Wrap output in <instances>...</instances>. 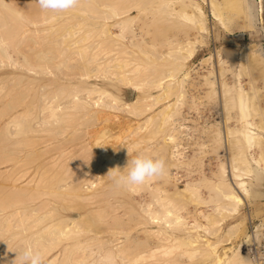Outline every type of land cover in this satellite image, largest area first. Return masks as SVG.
Masks as SVG:
<instances>
[{
    "label": "bare ground",
    "instance_id": "bare-ground-1",
    "mask_svg": "<svg viewBox=\"0 0 264 264\" xmlns=\"http://www.w3.org/2000/svg\"><path fill=\"white\" fill-rule=\"evenodd\" d=\"M1 2H0V4H2V5H4L5 7H7L8 9H10V10H12V11H14L15 13H17V15L21 18V20L17 23V25L15 26V25H10V24H7V22L6 21H4V19H3V15H0V28L2 27V28H4V30H3V34L1 33V31H0V55L2 54V55H4L5 57H8V58H11L12 57V55L9 53V48H10V46H11V44H12V46L11 47H14V45H15V52L17 51V53H21L23 56H22V58H23V60L26 62V64L28 65V67H26V70H27V72L30 70V71H32V73L34 72V71H36L37 72V70H34L33 68H34V63L33 62H31L29 59L32 57V55H31V57L30 58H28L27 56H26V54L25 53H23L24 52V50H21V49H23V47H21V49H20V46H24L23 44H25V46L27 45V44H29L30 45V43H28V41H32V46L35 44V43H38V42H43V44L41 45V47L37 50V49H35V47L37 48V46H35L34 47V49H35V54L34 53H32L35 57L37 56V57H39V55L41 56V57H39L40 59L42 58V57H44V56H48L49 55V53H51L52 55H53V57L55 58V54L53 53V52H55V50H54V48H55V44H54V46L53 45H51L50 44V42H52V40L54 41L55 39H51V38H49L50 37V35L49 34H44V36H41L42 37V41H39L38 40V38L36 39V35H37V33L39 32V30H38V28L36 27V26H39L40 24H41V22L40 21H43L42 23L44 24V23H46L45 22V20L47 19V17H44V19L42 18L41 20H38V19H40L38 16H33L34 14L32 13V12H34L33 10H35V8L36 9H38L37 8V4L38 3H35V4H33V2L30 4V3H28L29 2V0H22V1H24L23 3L25 4V6H24V4L22 3V1H19V0H0ZM32 1V0H31ZM30 1V2H31ZM37 1V0H36ZM104 1V0H103ZM102 0L100 1H98V0H79V5L81 4V6L82 7H84L83 9H85L86 8V6H88V5H91V6H94L93 7V10L94 9H96V7L97 6H95V5H99V6H101L100 4H103L104 5V7H105V9L104 10H106V11H109L110 13H113L115 16H117L118 15V12L117 11H119V10H122V11H129V10H131L132 8H136V10L138 11V13L139 14H141L140 12H141V7H143V5H144V7L147 5V4H144V2L142 3V1H145V0H105L104 2H103ZM160 1V0H159ZM168 1V0H167ZM165 2V3H168V2ZM170 1V0H169ZM225 1V3H226V5H227V7H226V9H225V12L224 13H222V14H220L219 12H218V7H217V5H216V3H215V1L214 0H207V2H210L209 4H210V7H211V11H212V14L215 16V17H218V19L221 21V23L223 24V25H226V24H229L230 26H233V28H240V29H251V28H253L254 26H255V24H256V22H255V18H254V10H253V5H252V0H224ZM182 2V1H181ZM181 2L179 3V5L181 4ZM206 2V3H207ZM22 3V4H21ZM146 3H148V0H147V2ZM184 3H186V5H189V6H191L192 7V10H190V12H185L184 13V15L187 17V18H190V17H192V18H194L195 19V24L197 25V27H198V29H202V30H206L207 29V27L205 26V28L202 26V18H204L205 17V12H204V10H203V8H202V6L199 4V3H197L195 0H185L184 1ZM184 3H182V6L183 7H185V4ZM30 4V5H29ZM92 4H94V5H92ZM143 4V5H142ZM161 4H163V1L161 0ZM23 7H22V6ZM27 5H29L30 6V8H31V12H30V8L28 9H26L25 8V11H24V7H26ZM78 5V6H79ZM83 5H85V6H83ZM169 5L171 6V2H169ZM169 5H166L167 7L169 6ZM32 6V7H31ZM161 6H163V5H161ZM160 6V7H161ZM165 6V5H164ZM33 7H35L34 9H32ZM40 8V7H39ZM78 8H80V7H78ZM98 8V7H97ZM146 8V7H145ZM257 8H258V10H259V13H260V10H262L263 9V4H262V0H260L259 2H258V6H257ZM83 9H80V10H82V11H84ZM161 9V8H160ZM174 9V8H173ZM88 10V9H87ZM86 10V11H87ZM97 10V9H96ZM38 11H41L40 9L38 10ZM86 11H84V12H86ZM179 11V10H178ZM36 12H37V10H36ZM42 12V11H41ZM89 14H91V9L89 10ZM158 13V12H157ZM241 13H244L245 14V22L244 23H239V19L241 18V16H240V14ZM33 14V15H32ZM39 14V13H38ZM43 14V13H42ZM41 14V15H42ZM83 14V16L84 15H86V14H84V13H82ZM81 14V15H82ZM93 14V13H92ZM261 14V13H260ZM223 16V17H220V16ZM256 15V14H255ZM47 16V15H46ZM80 16V15H79ZM94 16V15H93ZM169 16V15H168ZM168 16H165L164 15V17H166L167 19H169L168 18ZM38 17V18H37ZM53 17V16H52ZM51 17V18H52ZM164 17H162V18H164ZM81 17H79V19H80ZM90 18V17H89ZM88 18V19H89ZM166 18H164V19H166ZM83 20L84 19H86V18H82ZM81 19V20H82ZM261 19H262V17H261ZM25 20V21H24ZM81 20H79V21H81ZM104 23H101L99 26H101V27H99V30L98 31H100V32H98L99 33V36L96 38V39H98V38H100V37H104V36H108L107 38H109V37H112V39H113V34H111L110 32V27L107 25V23L105 22V17H104ZM47 21V20H46ZM88 21V20H87ZM262 21V20H261ZM86 21H84V23H85ZM40 23V24H39ZM84 23H82L81 22V25L82 24H84ZM90 23V22H89ZM116 23H120L121 24V26H119L118 28H119V31H118V36L119 37H122L123 36V32H122V30L126 27V25H127V20H124V21H119V22H116ZM263 23V22H262ZM65 23H63V25H64ZM86 24H88V23H86ZM95 23H92L91 25L89 24V27H91L92 28V25H94ZM201 24V25H200ZM42 25V24H41ZM68 25V24H67ZM97 25H98V22H97ZM153 25H155V24H153ZM262 25V24H261ZM24 26H25V28H27L25 31H26V33H27V35H24V31L22 30V31H20L22 28H24ZM80 26V24H78V27ZM83 26L84 25H82L81 27H82V29L81 30H83ZM88 26V25H87ZM95 26V25H94ZM263 26V25H262ZM70 27H73V26H71L70 25ZM77 27V28H78ZM80 27V28H81ZM85 28H89V27H86V26H84ZM167 27V26H166ZM65 28V27H64ZM91 28H89V30L91 29ZM101 28V29H100ZM254 28H256V26L254 27ZM253 28V29H254ZM0 29V30H1ZM40 29V28H39ZM45 28H41V30L43 31ZM79 29V28H78ZM96 29V28H95ZM239 29V30H240ZM36 30H38V31H36ZM41 30H40V32H41ZM57 30H59L58 29V27H56V28H54V31L56 32V33H59ZM61 30V29H60ZM66 30V29H65ZM87 30V29H86ZM20 31V32H19ZM35 31V32H34ZM85 31V30H84ZM83 31V32H84ZM93 31V30H92ZM97 31V30H96ZM163 31V30H162ZM246 31V30H245ZM21 32H23V35H22V37H21ZM34 32V33H33ZM37 32V33H36ZM66 32V31H65ZM69 32H71V29L69 28ZM68 32V30H67V33L69 34V36L71 35V33H69ZM81 32V31H80ZM79 32V33H80ZM94 32H95V30H94ZM20 33V34H19ZM76 33H78V31H76ZM84 33H86V31L84 32ZM89 33H91V32H89ZM157 33H159L158 31H157ZM17 34L19 35V37H16L17 36ZM64 34V33H63ZM87 34V33H86ZM100 34L102 35V36H100ZM53 35V34H52ZM64 35H66V34H64ZM82 35V34H81ZM92 35V34H91ZM242 34H239L238 36H241ZM68 36V35H67ZM66 36V39H68L69 37H67ZM73 36H74V33H73ZM80 36V35H79ZM78 36V38L77 39H75L74 41H73V43H71L70 45H72V44H76V45H78L79 43H81V41L84 43V39H89V37H90V35H82V36H80L79 37ZM39 37V36H38ZM40 37V38H41ZM71 37H72V35H71ZM93 38H95L94 37V34H93V36H92ZM18 40H17V39ZM91 38V37H90ZM70 39V38H69ZM106 39V38H105ZM111 39V40H112ZM64 40V38H62V40H61V42ZM99 40V39H98ZM104 40V39H103ZM108 40H110V38L109 39H107V40H105V42L103 41V43L102 44H104V45H109L108 43H107V41ZM38 41V42H37ZM69 41H71V40H69ZM94 41V40H93ZM101 41V40H100ZM64 42H66V44L68 43V40L66 41V40H64ZM85 42H87V40L85 41ZM108 42H111V41H108ZM176 42H180V41H176ZM176 42H171V44L173 43V44H175ZM34 43V44H33ZM54 43H55V41H54ZM83 43H81V44H83ZM87 43H89V41L87 42ZM107 43V44H106ZM65 44V43H64ZM91 44V46H93L92 44L93 43H90ZM90 44H89V46H90ZM170 44V45H171ZM36 45V44H35ZM40 45V44H39ZM84 45V44H83ZM82 45V46H83ZM100 45V44H99ZM129 45V44H128ZM133 46H134V43L132 44ZM155 45H156V43H155ZM176 45V44H175ZM172 46V48L174 47L175 48V50L174 49H171V47L169 48L171 51H172V54L174 55V53H175V51H176V49H177V46ZM177 45H179V44H177ZM68 46V45H67ZM81 45H78V46H76L77 47V49L74 47V46H72L67 52H65V48L64 49H62V50H64L63 52H59V54L60 53H62V55L64 56V53H65V55H68L69 53L68 52H70V51H72V52H74V54L76 53V55H81L82 54V52L84 53V50H85V48L86 47H88L89 48V46H85V48H83ZM124 46V45H123ZM122 46V47H123ZM237 46V45H236ZM239 46V45H238ZM241 47H239L240 48V50L238 51V52H236V53H234L235 54V59L236 60H238L240 63H241V65H240V67L239 68H236V71H235V73L237 72V75H238V77L240 78H238L237 79V81L235 80V82L234 83H228V82H225V81H220V80H222L223 78H221V76L223 75V73L221 74L220 72H219V70H227V68L223 65L222 66V68L221 69H215V76L213 77V75H211L212 77H213V80L215 79V81H213L212 80V77L210 78L209 76L208 77H206V79H205V81H206V83H207V85H206V87H207V91H208V96L210 97V95H211V92H214V96L216 95L217 97V99L218 100H216V101H218V102H215V100H214V102H213V104L215 103V105H212L211 107H214L215 106V109L213 108V110L215 111L216 110V108H217V114L219 113V115H211L210 113H203V114H201L199 117H202L201 118V120L199 121V117H197L198 115H199V113H200V110H198V114H197V116H192V115H190V109L191 108H193V106L195 107L194 109H198V108H196V105H193V104H188L189 106L187 107L186 105L187 104H185V102H183L182 101V99H183V95L185 96L186 95V88L188 89V91L189 92H191V86H192V83L195 85V84H198L199 83V81L198 82H196V81H192L193 80V77H194V72H192V70H187V71H185V72H182L181 73V75H183L180 79H177V78H174V76H176L177 74H179L182 70H183V67H184V63L191 57V54H192V52L190 51V52H188L185 48V46H182V45H180L179 47H178V53H179V55L177 54V51H176V53H175V55H176V57H177V59L176 58H174L175 57V55L174 56H172V54H171V56H172V58H171V60H170V58H169V56L168 55H166V57L167 58H169V61L171 62V66L173 67H170L169 65H170V63L168 62H164L165 63V65H168V67H170L169 69H173V70H171V71H173V73L172 72H170V71H168L167 70V72L168 73H171V74H166V75H163V77H162V74L160 75V73L161 72H158L159 70H157L155 67L157 66V64H156V66L153 64V66H155V67H153V66H151V67H153L152 69L155 71V70H157L156 71V74L157 73H159V75L161 76V77H158V75L156 76V77H158V78H156V79H158L157 81L158 82H156V79L154 80L155 82V88L156 87H160V90H162L163 91V93L166 91V92H169V90H175V92H174V94L175 93H177V95H176V100H174V101H171V102H169L168 101V103L167 104H165V105H163V107H160V108H162V109H160L159 110V114H161L162 112L164 113H166V114H169V116L167 115V117H166V114L164 115H162L161 114V118H162V116H165L164 117V119H162V120H165V119H168L169 121H166V124H165V121H163V123L165 124H163L162 123V125L160 126V127H155V128H153V130H152V128L150 129V132H148L149 130H148V128L149 127H147V130L148 131H145L146 130V128H145V130L144 131H141V124H136V123H134L135 122V120H134V118H135V116H137V117H139V115H141V113H142V111H145V108H147V107H143V109H142V107L141 106H143V105H141V98H136L135 99V101L134 102H128V101H126V100H124V99H122V98H119V97H117V96H115L114 94L112 95L109 91H107V90H105V89H102V88H100V87H95V86H93V85H90V87H87L86 86V90L84 89L85 88V86H81L82 87V89L83 90H85V92H83V90H81V87H80V85H79V87L80 88H77V86H76V88H74V86L72 85V87L74 88H72V90H73V93L71 92V90L69 89V87H66V86H68V85H66V86H60L59 88L58 87H56L55 89H56V91L54 92V95H51L50 93L52 92L51 90L49 91V92H47V90L49 89H47L46 91H45V88H47L46 86H43V89H44V91L42 92V97H38V100H42L43 98L44 99H47L46 97H48V93L50 94V96H52L54 99H57L58 97H59V95L58 94H60V93H63V92H65L66 91V93H67V95L68 96H70V97H68V98H70V101H71V108H67L68 106L65 104H63L64 106H62L61 104V102H63V101H61L60 103H58V104H56V105H51V104H48L46 101L44 102L43 100H42V102H40L39 104L40 105H35L34 104V102H35V99L37 98L36 96H37V94L36 95H34L33 93H32V95H30L29 93H28V91H29V89L31 90V87L32 86H30V88H29V86L28 85H30L31 83H29L27 86H26V88H25V86H24V88L26 89V92H25V90H24V88L22 89V90H24V91H21V90H17V92H15L14 93V95H13V99H14V101L15 102H19L20 101V106L18 105V104H12V106H11V103H9L8 101V104L6 105L7 107H10L11 109L13 108V109H15V110H11V112L12 111H14L11 115H9V117H7L8 118V121L6 122V124L4 125V127H3V129L2 128H0L1 130H2V132H1V135L3 136V138L4 137H7V133L9 134V132H11V134H9L10 136H14V135H19V136H27L29 133L31 134L32 132L34 133L35 131L36 132H38L39 133V136H40V133H45L46 131L45 130H47V129H43L44 131H38V129L40 128L39 126L41 125V127L42 126H44V125H46V123L48 122V120H50L51 121V119H53V118H55L54 120H52L51 122H54L58 117H59V119H61V121H58V122H61L62 123V121L63 120H66L65 119V116L67 117V113H64V111H66V109H64L65 107L67 108V109H72L73 110V108H74V110L75 111H73V112H76V111H83V113L82 114H84V112H86V111H88V109H90L91 107H98V106H101L102 108L103 107H105V108H108V109H110L111 111L113 110V111H115L116 110V112L117 111H123V113H126V114H128L130 117H128L127 115V119H125L126 121H122L123 119L121 118V123H118V125L119 126H124L123 127V130L125 129V131L127 132L126 133V135H123V136H120V135H115V136H117L118 138L119 137H121L120 139H118L117 141H116V143H121V142H125L126 141V139H125V137H127L128 135H133V134H137L136 136H135V138H133L130 142H128L127 144H122L119 148H115V146H116V144H115V146L113 145V143H112V148H109V145L108 144H106L107 143V141L108 140H106V138L108 139L110 136H111V132L109 133V129H106L105 127V129H99L100 131H99V133H98V135H97V137L96 136H94L95 137V139L92 141V143H90L89 145L90 146H87L86 148H87V151H85L86 152V154L87 153H89L88 151L90 150V149H88V147L89 148H92V150H91V152L93 151V153H92V156H91V159L89 158V155H88V157H86V158H89V160H90V162H89V165H90V167H91V169L88 167H86V169H83V167H82V169H83V171H81L80 170V173H82V174H80L79 172L76 174V176L78 175V174H80L79 176H75V178H74V181L72 182L71 181V184L69 183V185H66V186H68V187H65L64 185H62V186H64V188L63 189H65L64 191H62L61 192V190L59 189V188H57L55 191H53V189H54V187H51V189L49 188V190H50V192H49V190H48V188L47 187H49L48 185H47V187L46 186H44L43 185V187H46L45 188V190H48L47 192H49L51 195H55V196H63L64 194H66L67 196H69V197H71L72 199L74 198L75 200H79V199H85L86 201H87V199H88V201H89V199H91L93 196H96V197H93V198H96V200L97 199H99L98 198V196H99V194H98V192H97V194L96 195H94L95 194V190H96V187L98 188V186L99 187H101L100 186V184H102V185H107L108 183H107V179L106 178H103L100 174L101 173H99L98 172V174H95L97 171H95V173L93 174V166H98L99 168L98 169H102V171H103V169H104V171H111V168H115V167H117L118 166V169L120 168V167H125L126 166V164H127V161L128 160H131V159H133V158H131L130 156L128 157V155L135 149V148H137L142 142H145V140H149V141H146L148 144H150V145H152L153 144V146L154 147H152V149L153 148H156L158 151H162L163 153H162V158L165 160L166 158H167V156L172 160V164H171V167L169 168V162H166V171H165V174L164 175H162V176H160V179L159 180H157L156 179V177H154L155 178V182H159V186L158 187H155V188H152L151 189V193H152V195H153V198H151L150 200H148L147 202L148 203H143V202H141V201H139L138 202V204H136V205H139L138 207H139V210H140V212H142V215L143 216H141L143 219H141L140 220V215H141V213H139L140 215H139V218L137 217L136 219H139L140 220V223H144V224H152V225H154L155 227H156V229H154V230H148V231H150L151 233H152V235L153 236H155L156 237V239H158L157 241H158V243L156 244L154 241H152V239H153V237L152 236H144L145 238H146V241H145V243H143L144 244V247H143V249L141 248V251H139V252H135V251H133V250H131V249H133L134 247H131L129 244L131 243V245L133 244L134 246H136L135 244H136V242H135V240L133 241V242H131L130 240H129V242L130 243H122V244H117V242L116 243H113L112 242V240H110V239H107V238H100L101 237V235L100 236H98L97 237V235H94L93 236V234H92V236H89V235H87L88 236V239H89V241H96V240H98L99 241V243H101V244H98V246H99V248L101 249V254H99V256L96 258V259H94V260H92V262L90 263V262H86L85 264H116V262H118V261H120L121 263L120 264H143V261L145 260V258H146V260H147V258H149V257H146L148 254L151 256L152 254H154L153 253V249H155V253L159 250V251H161L162 250V252L160 253L159 251V253L160 254H169V253H171L172 251H173V249L174 248H176V247H183L182 249L184 250V252L185 253H187V251H190L189 252V254H190V259H192V257L193 258H195V260L197 261V264H257L253 259H252V257H250V255H249V253L247 252V251H245V248H246V246H248L249 244H253V242H255V241H257V243L258 242H260V234L258 233V231L259 230H257V224L254 226V228L250 231V232H248L245 236H243L242 238V240L239 242V244H232V243H229V244H231V245H228V246H223L222 244H223V242L226 240V239H229V238H226L225 239V234L227 235V233H229L228 231H230V229H231V227H227V229H226V231L225 230H222V224L221 223H223L222 221H221V223H220V220H222L223 218V216L221 217L219 214H221V215H225V216H228V215H226V212L227 213H230L229 215L231 216V215H233V216H236L240 211H239V209H242V206L243 205H245L246 206V197L247 196H249L250 195V189L248 188V186H247V184H246V180H245V178H247L248 176L247 175H250L251 176V172L252 171H255L256 170V167L252 164V162H255V163H259V162H263L264 163V145H262V139L264 138V134L262 133V132H260V130L259 129H261V130H264V107H262V102H260L259 103V101H261L262 100V97L264 96L263 94H264V53H263V49H260V44L258 43V42H250L249 44H244V45H240ZM28 47V46H27ZM65 47V46H64ZM75 49H74V48ZM98 47V46H97ZM121 47V48H122ZM125 47V46H124ZM127 47V46H126ZM183 47H185V48H183ZM29 48V47H28ZM30 48H31V46H30ZM58 48H59V46H58ZM99 48L101 49V51H102V49H104V48H101V47H98L97 48V50H99ZM106 48V47H105ZM127 48H129V47H127ZM228 48V47H227ZM263 48V47H262ZM13 49V48H12ZM33 48H31V50H32ZM56 49V48H55ZM68 49V48H67ZM66 49V50H67ZM107 49H109V48H107ZM123 49V48H122ZM131 49V48H130ZM183 49H185L188 53L186 54V53H184L185 51L183 50ZM237 49V48H236ZM29 50V49H28ZM58 51L60 50V49H57ZM87 50V49H86ZM86 50H85V52H86ZM89 50V53L91 52L90 51V49H88ZM106 50V49H105ZM133 50V49H132ZM195 50V49H194ZM193 50V52H195ZM23 51V52H22ZM25 51H26V48H25ZM33 51V50H32ZM42 51V52H41ZM96 51V50H95ZM128 51H130V50H128ZM31 52V51H30ZM88 52V51H87ZM86 52V53H87ZM94 52V51H93ZM124 52H126V51H124ZM123 52V53H124ZM168 52H170V51H168ZM230 52V51H229ZM56 54H58L57 53V51L55 52ZM95 53V52H94ZM48 54V55H47ZM72 54V53H71ZM88 54V53H87ZM87 54H85V55H83L84 57L87 55ZM95 54H98V53H95ZM17 55V54H16ZM55 55V56H54ZM61 55V56H62ZM92 55V54H91ZM194 55V54H193ZM33 56V57H34ZM57 56H59V55H57ZM62 56V57H63ZM69 56V55H68ZM75 56V55H74ZM88 56V55H87ZM86 56V57H87ZM94 56H96V55H94ZM170 56V57H171ZM0 57H2V56H0ZM5 57H2V58H5ZM65 57V56H64ZM64 57H63V59H64ZM71 57V56H70ZM77 57V56H76ZM81 57V56H80ZM84 57H82V58H84ZM85 57V58H86ZM92 57V56H91ZM90 57V58H91ZM165 57V58H166ZM7 58V59H8ZM39 58L37 59V60H39ZM57 58H60V57H57ZM69 58V57H68ZM94 58V57H93ZM93 58L91 59V60H93ZM99 58H100V56H99ZM166 58V59H167ZM32 59V58H31ZM49 59H50V64H51V60H52V58L49 56ZM48 59V60H49ZM75 59V58H74ZM206 59V58H205ZM205 59H203V60H205ZM83 61H85V59H82ZM176 60V61H175ZM67 61H69V60H67ZM89 62H90V60H88ZM164 61V60H163ZM245 61V64L244 63H242V62H244ZM33 63V65H31V63ZM40 62V61H39ZM44 62V61H43ZM54 63V62H53ZM61 63H63V64H61ZM87 61H85V62H83L82 63V68L83 67H85V66H87ZM13 64H15V63H13ZM49 64V65H50ZM68 66L69 67V64L66 62V61H59L58 60V62H57V64L55 63V64H53V66L55 65H57L56 67L57 68H59V66L61 67H65L66 68V66ZM89 64V63H88ZM150 64V63H149ZM220 64H221V61H220ZM243 64L246 66V67H243ZM44 65V64H43ZM46 65V64H45ZM99 65V64H98ZM164 64H162L161 63V66H163ZM164 65V66H165ZM23 66V65H22ZM26 66V65H25ZM25 66L23 67V68H25ZM33 66V67H32ZM36 66V65H35ZM48 66V65H47ZM51 66V65H50ZM73 66V65H72ZM38 67V66H37ZM44 67V66H43ZM43 67H41V68H43ZM62 67L60 68V69H62ZM80 66H77V68L76 67H74L73 66V68H76V69H78ZM99 67V66H98ZM29 68V69H28ZM45 68H46V66H45ZM48 68H49V66L46 68V69H44V72L42 71V73H45V71H46V73L48 72ZM52 68V67H51ZM50 68V69H51ZM56 68V69H57ZM155 68V69H154ZM165 68V67H164ZM34 71H33V70ZM55 69V68H54ZM70 69V68H69ZM72 69V68H71ZM99 69V68H98ZM134 69H136V68H134ZM146 69H148V68H146ZM150 69V68H149ZM244 69H247V73H248V75L250 76V91L246 88V85L244 84V83H246L247 81V79H245V81L246 82H242V77H243V74H242V72H243V70ZM105 70V69H104ZM50 71V70H49ZM57 71H59V70H57ZM61 71L62 70H60V73H58V74H60L61 75ZM98 71V70H97ZM145 71V70H144ZM160 71H162L163 72V70H161L160 69ZM6 72H8V71H6ZM10 72V71H9ZM15 72V71H14ZM36 72H34V75L36 74ZM39 72V71H38ZM73 72V71H72ZM78 72H80V71H78ZM199 72V71H198ZM201 72V71H200ZM199 72V74H201ZM42 73H41V75H42ZM52 73V71H50V73L48 72L47 74H51ZM54 73V72H53ZM75 73V72H74ZM155 73V72H154ZM166 73V70H165V72H164V74ZM196 73H197V71H196ZM225 73V72H224ZM4 74V73H3ZM38 74V73H37ZM36 74V75H37ZM56 74V73H55ZM57 74V75H58ZM65 74V73H64ZM73 74V73H72ZM76 74H81V77H82V74L83 75H85L86 73H75V75ZM140 74V73H139ZM142 74V73H141ZM144 74V73H143ZM153 74V73H152ZM198 74V73H197ZM255 74H260L259 75V81L261 82H259L260 83V85L257 83V81H258V78H257V80L255 79V78H252V77H254L253 75ZM8 75H10V74H8ZM14 75V74H13ZM16 75H18L17 77H19L20 78V74H16L15 73V75L14 76H16ZM39 75V74H38ZM46 75V74H45ZM78 75V76H79ZM196 75V74H195ZM251 75H252V77H251ZM258 75H256V76H258ZM7 76V75H6ZM28 76V75H27ZM66 76V75H65ZM86 76V75H85ZM167 76H169L168 78H167V80L165 79L164 80V77H167ZM171 76V77H170ZM202 76L203 77H205V74L203 75V73L200 75V78L199 79H201L202 78ZM207 76V75H206ZM261 76V77H260ZM16 77V78H17ZM26 77V76H25ZM42 77V76H41ZM59 77V76H58ZM80 77V76H79ZM152 77V76H151ZM190 77V78H189ZM196 78L198 77V76H195ZM2 78H5V76H3ZM1 78V79H2ZM17 78L18 80H16L17 82H21L22 80H20V79H22V78ZM28 78V77H27ZM63 78V77H62ZM60 79V80H63L64 81V79ZM171 78V79H170ZM174 78V79H173ZM244 78H246V77H244ZM14 79H15V77H14ZM13 79V80H14ZM52 79V78H51ZM76 79H78V78H76ZM152 79H154V78H152ZM152 79H150V80H152ZM163 79V81H161ZM31 80V79H30ZM33 80V79H32ZM42 80V79H41ZM54 80V79H53ZM55 80H57V79H55ZM149 80V81H150ZM183 80H185L186 81V83L182 86V81ZM27 81H29V80H27ZM26 81V82H27ZM34 81H36V80H34ZM59 81V80H58ZM57 81V82H58ZM63 81H60V82H63ZM70 81V80H69ZM78 81H81V80H78ZM165 81H168V82H166L165 84H162V83H164ZM25 82V83H26ZM33 82V81H32ZM55 82V81H54ZM53 82V83H54ZM57 82H55L56 83V85L58 84ZM74 82V83H73ZM73 84L75 85L76 83L78 84H80V82H76L75 83V81L73 80ZM82 82V81H81ZM148 82V81H147ZM152 82V81H151ZM13 83H15L14 81L12 82V84ZM28 83V82H27ZM54 83V84H55ZM64 83V82H63ZM66 83V82H65ZM84 83V82H83ZM86 83V82H85ZM90 83V82H89ZM47 84H51V85H53L52 83H49V81H48V83ZM68 84V83H67ZM70 84V83H69ZM87 84V83H86ZM215 84V87L213 88L214 90H212V86ZM16 85V84H15ZM43 85H45V84H43ZM82 85H84V84H82ZM55 86V85H54ZM59 86V85H58ZM70 86V85H69ZM136 86H138V85H136L135 84V88L136 89H138V87H136ZM196 86V85H195ZM14 87V86H13ZM51 88V87H50ZM70 88H71V86H70ZM134 88V89H135ZM21 89V88H20ZM33 90H35V89H33ZM1 91H2V89H1ZM80 91H82L83 92V94H84V96H81L80 95ZM38 92H39V90H38ZM165 92V93H166ZM204 92H205V89H204ZM26 93H28V94H26ZM57 93V94H56ZM139 94H138V96H141V91L139 90V92H138ZM53 94V93H52ZM263 95L262 97H261V100H260V97L259 96H261V95ZM29 96L28 97V99H26L27 97L26 96ZM57 95H58V97H57ZM66 95V96H67ZM162 93L161 92H158L157 93V97L155 96V95H151L150 97H149V99H152V101H154V103L152 102L151 103V105H154L155 103H157L158 102V100H157V98H161L162 97ZM259 95V96H258ZM23 96H25L24 98H23ZM42 98V99H41ZM51 98V97H50ZM67 97H64V99L63 100H65ZM163 98V97H162ZM257 98H259V99H257ZM207 99V98H206ZM209 99V98H208ZM17 100V101H16ZM58 100V99H57ZM57 100H55V103H57L58 101ZM68 100V99H67ZM11 101V100H10ZM53 101V100H52ZM57 101V102H56ZM66 101V100H65ZM182 101V102H181ZM204 101V104H207L208 102H207V100H203ZM37 102V101H36ZM48 102H49V99H48ZM50 102H51V99H50ZM67 102V101H66ZM166 102V101H165ZM21 103L22 104H24L25 103V105L23 106V105H21ZM65 103V102H64ZM217 103V104H216ZM185 104V105H184ZM203 104V103H202ZM10 105V106H9ZM192 105V106H191ZM21 107L22 106V108L20 109V108H17V107ZM144 106H147V105H144ZM3 107V106H2ZM6 107V108H7ZM35 107L38 109V107H40L39 109L40 110H38L39 112L37 113V112H34L35 111ZM174 107V108H173ZM199 107V106H198ZM234 107L236 108V112L235 113H233V114H235L237 117H235L234 115H233V118H232V120H234L235 118H237L238 119V121L239 122H241L242 123V127H239V126H237V128H235V129H231L230 128V133H229V135L230 136H228L227 135V132H226V127H225V114H226V109H227V112L228 111H231V110H229V109H232V111H233V109H234ZM3 108H5V107H3ZM3 108H1V109H3ZM17 108V109H16ZM149 108V107H148ZM173 109V111H172V109ZM0 109V110H1ZM8 109V108H7ZM64 109V110H63ZM77 109V110H76ZM95 109V108H94ZM99 109H101V108H99ZM98 109V110H99ZM208 109L211 111L212 109L211 108H209L208 107ZM9 110V109H8ZM7 110V111H8ZM63 110V111H62ZM85 110V111H84ZM91 110V109H90ZM90 110H89V112H90ZM106 109H104V111H105ZM142 110V111H141ZM147 110V109H146ZM4 111H6L5 109H4ZM4 111H3V113H4ZM71 111V110H70ZM69 111V112H70ZM96 111H97V108H96ZM103 111V110H102ZM108 111V110H107ZM106 111V112H107ZM171 111V112H170ZM209 111V112H210ZM215 111V112H216ZM231 111V112H232ZM42 112V113H41ZM67 112V111H66ZM88 112V113H89ZM93 113L95 112V111H92ZM91 112V114L90 115H94L93 113ZM171 113V115H170V113ZM196 112V111H195ZM213 112V111H212ZM2 112H0V114H1ZM10 112H8V113H6V114H9ZM33 113H37L36 115H33ZM47 113V114H46ZM176 113V115H178L177 117L178 118H176V116H175V118L174 117H171V116H174V115H172V114H175ZM41 115L40 117H41V119H37V117H38V115ZM48 116V118L49 117H51V118H47L46 119V115ZM70 114V113H69ZM68 114V115H69ZM80 114V113H79ZM78 114V115H79ZM82 114L80 115V116H82ZM85 114H87V112L85 113ZM101 114V112L99 113V115ZM105 114V113H104ZM107 114V113H106ZM109 114H110V112H109ZM108 114V115H109ZM115 114V113H114ZM117 114V113H116ZM143 114V113H142ZM158 114V113H157ZM230 114V113H229ZM3 115V114H2ZM33 115V116H32ZM76 115H77V113H76ZM76 115H74V116H76ZM77 115V116H78ZM89 115V114H88ZM89 115V116H90ZM102 115V114H101ZM124 115V114H123ZM188 115V116H187ZM227 115V114H226ZM232 115V114H231ZM231 115H228L227 117H231ZM255 115H257L258 117H253V116H255ZM8 116V115H7ZM32 116V117H31ZM73 116V114L71 115H69L68 117H67V119L69 118V117H72ZM80 116H78V117H80ZM98 116V115H97ZM96 116V118H98ZM105 116V115H104ZM110 117H111V115H109ZM83 117H85V116H83ZM83 117L81 118H78V119H80V120H82L83 119ZM102 117H103V115H102ZM109 117V118H110ZM112 117H113V115H112ZM114 117H115V115H114ZM113 117V118H114ZM123 117H125V116H123ZM134 117V118H133ZM141 117V116H140ZM235 117V118H234ZM1 118V117H0ZM5 118V117H4ZM39 118V117H38ZM64 118V119H63ZM86 118H87V116H86ZM86 118H84V119H86ZM91 118V122H89L90 119ZM88 120V122L87 121H84L83 123H82V125H85V123H88V124H90L91 125V123L93 124L94 122H93V120H94V117L92 118V117H90ZM100 118H101V116H100ZM116 118V117H115ZM171 118V119H170ZM214 118V119H213ZM59 119H57V120H59ZM70 120H71V118H69ZM99 119V118H98ZM116 119H118V118H116ZM151 119V118H150ZM149 119V120H150ZM209 119H211L212 120V122L214 121V123L212 124V125H214V124H216V123H221L222 124V136H221V134L219 133V136L217 135V133H215L213 130V128L211 127L210 128V126H212L211 124L209 125V126H206V124L209 122ZM230 119V118H229ZM228 119V120H229ZM236 119V120H237ZM2 120V119H1ZM0 120V121H1ZM35 120H37V123L38 122H41L40 123V125H38L37 124V127L38 128H36L35 126H34V122H36ZM96 120V119H95ZM119 120V119H118ZM117 120V121H118ZM235 120V121H236ZM4 121H6V120H4ZM3 121V122H4ZM32 121H33V124H32ZM68 121V123H69V120H66L65 121V125L66 124H68V123H66ZM77 121V120H76ZM175 122V129L174 128H172L171 126H170V128L169 129H171V131L170 132H168V133H166L165 134V130H164V134H162V131H161V129H162V126H166L167 124L168 125H171L172 124V122ZM191 121H195V124H198V123H196V122H201V125H199V126H196V125H191ZM2 122V123H3ZM51 122H49V123H51ZM80 122H82V121H80ZM80 122H78L77 124H79ZM120 122V121H119ZM150 122H151V120H150ZM150 122H148V123H150ZM162 122V121H161ZM55 123L57 124V122L55 121L54 123H52V124H50L49 126H51L50 128H52V127H54L53 125H55ZM61 123H58V124H61ZM114 123V122H113ZM112 123V124H113ZM117 123V122H116ZM1 124V123H0ZM4 124V123H3ZM3 124H2V126H3ZM64 124V122L62 123V125ZM70 124V123H69ZM234 124V123H233ZM240 124V123H239ZM79 125H81V124H79ZM81 125V126H82ZM87 125V124H86ZM149 125V124H148ZM2 126H0V127H2ZM48 126V124L45 126V127H47ZM80 126V127H81ZM89 126V125H88ZM88 126H85V127H87L88 128ZM134 126V127H133ZM236 126H234V127H236ZM83 127V126H82ZM81 127V128H82ZM84 127V128H85ZM94 127V126H93ZM118 127V126H117ZM90 128V127H89ZM121 128V127H120ZM232 128H233V126H232ZM41 129V128H40ZM39 129V130H40ZM55 128H53V130H54ZM56 129H57V127H56ZM95 129V128H94ZM113 129H114V127H113ZM0 130V131H1ZM48 130H50V129H48ZM47 130V131H48ZM111 130V129H110ZM143 130V129H142ZM9 131V132H8ZM56 131V130H55ZM61 131V130H60ZM81 131V130H80ZM87 131V130H86ZM89 131V130H88ZM87 131V132H88ZM91 131V130H90ZM96 131L97 130H95V133H96ZM122 131V130H121ZM124 131V132H125ZM202 131H203V133H202ZM49 132V134H53L54 133V131L52 132V129H51V131H48ZM47 132V133H48ZM59 132V131H58ZM87 132H85L86 134H88ZM137 132V133H136ZM141 132L142 133H145V134H143V135H141ZM147 132L149 133V134H147ZM113 133V132H112ZM12 134H14V135H12ZM35 135H36V133H34ZM46 134V133H45ZM85 134V135H86ZM8 135V136H9ZM35 135H32V136H35ZM47 135V134H46ZM80 135H81V133H80ZM89 135V134H88ZM91 135H92V133H91ZM96 135V134H95ZM1 136V137H2ZM30 136V135H29ZM36 136H38V135H36ZM42 136V135H41ZM53 136V135H52ZM52 136H50V138L52 137ZM113 136V135H112ZM114 136V137H115ZM1 137H0V142H1ZM16 137V136H15ZM44 137V136H43ZM55 137V136H54ZM70 137V136H69ZM82 137V136H81ZM80 137V138H81ZM93 137V138H94ZM113 137V138H114ZM230 137V138H229ZM11 138V137H10ZM9 138V139H10ZM17 138V137H16ZM16 138H14V141L12 140V142L14 143L16 140ZM19 138V137H18ZM29 139V141H26V142H24L25 141V139L26 140H28ZM27 138H25L24 140H22V137H21V140L24 142V143H27V144H30V145H34V146H37L36 144H34V143H38L37 141L39 140H41V138H39L36 142H33L34 141V139H37V137L36 138H34V139H30L29 137H27ZM83 138V137H82ZM82 138H81V140H82ZM90 138V137H89ZM111 138V137H110ZM8 137H7V142H9L8 140ZM44 139V138H43ZM48 139V140H47ZM47 139H44V141H41V142H46V140L47 141H49V140H52V138L51 139H49L48 137H47ZM115 139V138H114ZM190 139V141H188ZM234 139H236L235 141H234ZM3 140V139H2ZM5 138H4V142H5ZM31 140V141H30ZM75 140V139H74ZM91 140H92V136H91ZM21 141V142H22ZM152 141V142H151ZM4 142H2V143H4ZM17 142H20V140L18 139V141ZM29 142V143H28ZM78 143L79 142H81L80 140H78L77 141ZM84 142H86V141H84ZM150 142V143H149ZM224 143V145H223V143ZM32 143V144H31ZM44 143H43V145H44ZM68 143V142H67ZM83 143V142H82ZM88 143V142H87ZM109 143V142H108ZM189 143H190V145H189ZM11 144V143H10ZM10 144H9V147H10ZM16 144L17 145H20V143H14V146L12 147V145H11V147L12 148H15V149H17L18 147L16 146ZM23 144V143H22ZM26 144V145H27ZM39 144V143H38ZM42 144V143H41ZM47 144V143H46ZM61 144H63V143H61ZM84 144H86V143H84ZM83 144V145H84ZM223 145V147L221 148V146ZM2 145V144H1ZM3 145H5V144H3ZM30 145H28V147H30V149L32 148V151H33V147L32 146H30ZM52 145V144H51ZM49 145L50 147H54V145H55V143H54V145ZM72 145V144H71ZM79 145H81V144H79ZM83 145H81V149H82V146ZM8 146V145H7ZM6 146V147H7ZM22 146V145H21ZM24 146V145H23ZM56 146V145H55ZM66 146V145H65ZM65 146H61L62 148L63 147H65ZM78 146V145H77ZM85 146V145H84ZM5 147V146H4ZM3 147V148H4ZM10 147V148H11ZM17 147V148H16ZM25 147H27V146H25ZM40 147H42V146H40ZM50 147H46L47 149H49ZM59 147H60V145H59ZM59 147H57V149L59 148ZM68 147H70V146H68ZM73 148H74V146H72ZM71 147V148H72ZM151 146H149L148 148H150ZM246 147H248L249 148V150L246 152L244 149L246 148ZM2 146L0 147V150L1 151H3L2 149ZM8 148V147H7ZM6 148V149H7ZM45 148V147H44ZM44 148H41V149H43V150H40L37 154L38 155H40V152H50L49 150H46V149H44ZM56 148V147H55ZM55 148H54V150H55ZM78 148H79V146H78ZM146 149H148L147 147H145ZM252 148H254L255 150H256V148H259L258 150V153H259V155L258 154H256V155H258V156H256L255 155V152H252ZM5 148H4V152H6L5 154L3 153V152H1L0 154V158L2 157V155L4 154L5 156H3L2 158H1V160H3V162H1L0 161V163H2V164H0V166L1 165H3V163L5 162V160L7 161V162H13L16 158V160H18V161H14L15 162V164L14 163H12V164H14V171L15 172H17L18 173V175L16 176H14L15 177V179L13 178V181H14V183L15 182H17V180L19 181V180H21V178H23L24 179V177H23V175L26 173L25 171L27 170L26 168L24 169L25 171H23V173L21 172V173H19L18 171H16V169H18L19 170V168L24 164V165H28L27 167H30L29 165V163L27 164V161H29L27 158H29L30 156H34V155H36V153L33 151H30V152H28V154L26 153V155H25V159H27L26 160V162H24L20 167H19V165H20V163L21 162H23V158L22 159H19V157L21 158L22 156H21V154L20 153H18V152H21V150H15V152L16 151H18V152H16L17 154H19V156H16V158L14 159V160H12L14 157H12V159L11 160H9L10 159V157L8 158V156H11L12 154H14V153H12L11 151H10V149H8L10 152H11V154L10 153H8V151H5L6 150ZM19 149H21L20 147H19ZM23 149H25V148H23ZM28 149V148H27ZM36 149V148H35ZM51 149V148H50ZM59 149H61V148H59ZM67 149V148H66ZM74 149H77V147L76 148H74ZM80 149V148H79ZM80 149V150H81ZM156 149H153V153H155L154 152V150L155 151H157ZM243 150V152H242V150ZM251 149V150H250ZM29 150V149H28ZM51 150H53V148L51 149ZM68 151H70L69 150V148L67 149ZM83 151L85 150V148L83 147V149H82ZM81 150V151H82ZM25 151H27V150H25ZM36 151H38V150H36ZM62 151H64V150H62ZM61 151V152H62ZM78 151V150H77ZM82 151V152H83ZM112 151H116V153H118L119 154V156L117 157V156H115L114 154V152H112ZM22 152H24V151H22ZM67 152V151H66ZM76 152V151H75ZM85 152H83L84 154H85ZM90 152V153H91ZM151 152H152V150H151ZM150 152V153H151ZM35 153V154H34ZM55 153V152H54ZM53 153V154H54ZM67 153H70V152H67ZM67 153H65L64 152V154H65V156H64V154H63V152L62 153H60V156L59 157H61V155H62V157H66V154ZM73 153V152H72ZM78 153L80 154V152L78 151ZM89 153V154H90ZM114 153V154H113ZM10 154V155H9ZM58 154V153H57ZM56 154V155H57ZM71 154V153H70ZM85 154V155H86ZM149 154V153H148ZM8 155V156H7ZM42 155L43 154H41V156H37L38 158L40 157H42ZM50 155H52L51 153H50ZM49 155V156H50ZM75 156L77 155V154H74ZM85 155H82V156H85ZM167 155V156H166ZM7 156V157H6ZM32 156V157H33ZM44 156V155H43ZM47 156V155H46ZM45 156V157H46ZM54 156H55V154H54ZM73 156V155H72ZM81 155H79V157H80ZM30 157L31 158V160L33 159V158H35V157ZM36 157V158H37ZM44 157V158H45ZM52 157H53V155H52ZM56 157V156H55ZM61 157V158H62ZM74 157V156H73ZM73 157H72V159H73ZM78 156H76V158H77ZM214 157V158H213ZM6 158H8V159H6ZM36 158H35V160H36ZM43 158V159H44ZM54 158V157H53ZM61 158H58V159H61ZM71 158V156L69 157V159ZM85 158V157H84ZM85 158V159H86ZM47 159H48V157H47ZM47 159L45 158V160H44V162L45 161H47ZM49 159H51L52 160V158L51 157H49ZM56 159H57V157H56ZM69 159L67 160V161H69ZM78 159V158H77ZM80 160H82L83 159V157H82V159H81V157L79 158ZM79 159L78 160H75L74 159V161L72 162V163H75L76 161H79ZM213 159V161H211ZM20 160H22L21 162H20ZM34 159L32 160V161H34V162H36ZM54 160V159H53ZM71 160V159H70ZM86 160H88V159H86ZM25 161V160H24ZM40 161V160H39ZM39 161H37V162H39ZM55 161L56 160H54L53 161V163L54 164H56V165H58V163H55ZM58 161V160H57ZM56 161V162H57ZM60 161V160H59ZM84 160H82V161H80V162H82L83 164L84 163H86L85 161L83 162ZM6 162V163H7ZM20 162V163H19ZM36 162V163H37ZM44 162H42L43 164H45ZM49 162H51V161H49ZM70 162V161H69ZM42 163H38V164H40L41 166H42ZM48 163V162H47ZM52 163V162H51ZM50 164V163H48L47 164V167L48 168H46L45 169V173L48 171V170H52V169H54V168H52V167H54V164ZM81 163V164H82ZM88 163V162H87ZM86 163V164H87ZM257 163V164H258ZM19 164V165H18ZM32 164V163H31ZM50 164V166H48ZM61 164H62V161H61ZM61 164H59V165H61ZM63 164L65 165H67L68 164V162H64V160H63ZM71 163H69L68 164V166L67 167H65V168H69V170L68 169H66V170H68V171H70V172H67L66 171V173H71V171L72 170H75L74 169V166H75V168L76 167H80V166H76V163H75V165L74 164H71ZM256 164V165H257ZM261 164V163H260ZM260 164H258L260 167H261V165ZM51 165H53L52 167H51ZM59 165H58V168H56L57 166H55V170H53L54 172L56 171V170H61L60 168L63 166H60L59 167ZM74 165V166H73ZM88 165V166H89ZM11 166V165H10ZM35 166V167H34ZM34 168H36L37 170L39 169L38 167L39 166H36L35 164H34ZM40 166V167H41ZM46 166V165H45ZM70 166H73L72 168L73 169H71L70 168ZM81 166H83V165H81ZM259 166H257V167H259ZM263 167H264V164L262 165ZM24 167H26V166H24ZM43 167V166H42ZM41 167V168H42ZM49 167H51V168H49ZM64 167H62V168H64ZM122 167V168H123ZM254 167V168H253ZM259 167V170H260V172H262V174L264 173L263 171V167L262 168H260ZM9 168V167H8ZM41 168H40V170H41ZM45 168V167H44ZM10 169V168H9ZM12 169V168H11ZM35 169V170H36ZM77 169V168H76ZM79 169V168H78ZM77 169V170H78ZM97 169V168H96ZM97 169V170H98ZM255 169V170H254ZM22 170V169H21ZM36 170V171H37ZM39 170V171H40ZM44 170V169H43ZM77 170H76V172H77ZM95 170V169H94ZM126 170V169H125ZM258 170V171H259ZM4 171V172H3ZM3 173H6L7 171L5 170V169H3ZM11 171H13V170H11ZM11 171L9 170V174L11 173ZM13 171V172H14ZM29 171H30V168H29ZM39 171H37V172H39ZM53 171H51V173L53 172ZM58 171H56L58 174H60L61 176H62V178H63V176L65 175L63 172L65 171L64 169H62L61 170V172H58ZM79 171V170H78ZM90 171H92L91 173L93 174V175H98V179L100 178L101 180L100 181H98V180H96L95 181V179L93 180V179H91V177L92 178H94L93 176H92V174H90ZM11 173V175L10 176H12L14 173ZM33 172V171H32ZM35 172V171H34ZM41 172V171H40ZM43 172V173H44ZM53 172V173H54ZM75 172V171H74ZM74 172H73V174H74ZM75 172V173H76ZM115 172V171H114ZM256 172V171H255ZM17 173H15V174H17ZM30 173V172H29ZM48 173H50V172H47L44 176L46 177V175H48ZM105 173V172H104ZM7 174V173H6ZM20 174V175H19ZM28 173H26V175H27ZM36 174L37 173H35L34 175L36 176ZM55 175H56V173H54ZM57 174V175H58ZM63 174V175H62ZM73 174H71V175H68V174H66V175H68V176H70V178H72L73 176ZM103 174V173H102ZM122 174V173H121ZM126 174V173H125ZM2 174H1V171H0V176H1ZM8 175V174H7ZM29 175V174H28ZM33 175V174H32ZM41 175V174H40ZM43 175V174H42ZM50 175L51 174H49L47 177L50 179ZM55 175H52V177L53 178H51V180L52 179H55V178H57L58 177V179H61V180H59V181H61L60 183H62L64 180L62 179V178H60L59 177V175L58 176H56V177H54ZM65 175V178L67 177ZM88 175V176H87ZM89 175H91V177L90 178H88L89 177ZM104 175V174H103ZM120 174H118V176H119ZM5 176V175H4ZM38 176V175H37ZM87 176V177H86ZM118 176H116V177H118ZM27 177H29V176H27ZM31 177V176H30ZM45 177H43V179H41V180H44L45 181ZM6 179H9V178H12V177H9V175L7 176V177H5ZM31 178H33V177H31ZM35 178V177H34ZM45 178V179H44ZM97 178V177H96ZM154 178H152V179H154ZM1 179V178H0ZM4 180V177H3V180L4 181H7V180ZM26 179V178H25ZM24 179V180H25ZM40 179V177H38V180ZM69 179V178H68ZM67 179V180H68ZM73 179V178H72ZM83 179L84 180H87V182L88 181H90L88 184L89 185H85L84 186V184L83 183H81V182H83ZM107 181H106V180ZM152 179H150V180H148L147 182H148V184H150V182H153L154 183V181L152 180ZM253 179V178H252ZM9 180H11V179H9ZM28 180H29V178H28ZM35 180H36V178H35ZM34 179H33V181H35ZM38 180H36V185L35 184H32V185H28V184H24V185H15V184H13V186H14V188L12 187V189L11 190H8V191H10V193L8 192V191H6L5 189H6V187L4 186H1L3 183H2V181H0L1 182V184H0V189H2V190H4V191H6V193H3L4 195H2L1 197H0V207H1V209H0V211H3V210H6V209H8L7 207H12V211H10L9 212V214L8 215H6V213H5V216H7V218L8 217H10L11 218V216H12V219H14L13 217H15V215H19L20 217H22V218H18L17 219V222L15 223L14 222V220L13 221H11V223H10V220L8 219V221H9V223H7L6 225H8L10 228H11V224L14 222L16 225H15V227L17 228V230H15L14 229V227L12 226V228L14 229H11L12 231H14L13 233H12V231L10 230V228H9V230H7L8 228L6 227V230H4L6 233H7V231H11V233L13 234V237L15 236L16 238H17V241H16V239H15V241H16V243L14 244V246L15 245H17V247H15V248H18L19 250H20V246L23 244V243H25L26 241H22L23 239H26L27 237H25L26 236V234H27V236H30L31 235V237H30V239H29V237L26 239V240H28L27 241V244L28 245H31L32 247H34V248H36V249H38V250H40L41 251V253L43 254V256L44 257H46L47 256V254L51 251V249H54L53 248V245L54 246H57V242H58V244H60V241L62 242V240L64 239V240H67V238H71V239H75V238H78L77 240H79V237L80 236H78V235H82L81 233H85V232H82V231H84L85 229H87L88 230V228H89V226H87L88 224L86 223L87 222V219H88V212L87 213H85V214H83L84 215V219H83V221H86L84 224H81V223H83V222H81L80 223V221L82 220H80V218H82V217H80L79 216V222H77V221H72L73 222V227H74V229H73V227L71 228V223H69V224H67V222H68V218L66 219V220H64L65 218H60V216H59V218H57V217H55L54 218V216L55 215H51L50 214V216H49V214L48 213H51V211H53V213L52 214H57L58 213V215H60L59 214V211H57V208L56 207H58V206H56L55 207V205H56V203L54 204L53 203V201H52V203H51V200H54L55 199V197H53L52 196V198H48V199H42V200H40V202L39 203H36V202H34V204H33V202L31 201V200H34L35 198H41L42 196H44L42 193H41V197H40V195H38V192H36L35 193V195H33V192H35L36 190V188L39 190V189H41V183L39 184L38 183ZM67 180H65L64 182H63V184L64 183H66V181ZM13 181H11V183H13ZM23 181V180H22ZM21 181V182H22ZM29 181H31V180H29ZM47 181L49 182L50 180H48L47 179ZM53 181V180H52ZM55 181V184H58L57 183V181L56 180H54ZM58 181V182H59ZM69 181V180H68ZM51 182V181H50ZM49 182V183H50ZM70 182V181H69ZM84 182H86V181H84ZM109 185L110 186H112V187H114L115 186V188L117 187L116 186V183H115V179H114V181H110L109 180ZM146 182V183H147ZM6 183V182H5ZM8 183V182H7ZM11 183H10V185H11ZM20 183V182H19ZM25 183V182H24ZM28 183V182H27ZM29 183H31V182H29ZM33 183V182H32ZM49 183H47V184H49ZM53 183V182H52ZM99 183V184H98ZM37 184H39V185H37ZM42 184H43V182H42ZM45 184H46V182H45ZM51 184V183H50ZM55 184H54V186H55ZM67 184H68V182H67ZM98 184V185H97ZM152 184V183H151ZM199 184H205L206 186H208L209 187V190H211L210 191V194L208 195H206L205 196V194L203 195V194H200V193H198V188L200 187L199 186ZM7 185V184H6ZM35 186H36V188H35ZM37 186H41L40 188H38ZM51 186V185H50ZM61 186V185H60ZM62 186H61V189H62ZM105 186L103 187H101L102 188V191H103V189L105 188ZM58 187V186H57ZM94 187V188H93ZM111 187V188H112ZM33 188H35L34 190H33ZM83 188L85 189L86 188V191H83ZM110 188V187H109ZM109 188H108V190H109ZM115 188H114V190H115ZM118 189H119V187H117ZM121 189L120 190H122V188L123 187H120ZM134 188V187H133ZM99 190H100V188H98ZM97 189V190H98ZM125 189H127V188H125ZM129 189V188H128ZM131 189V188H130ZM129 189V190H130ZM137 189V188H136ZM23 190L24 191H29L27 194H26V192H25V196L23 195ZM42 190H44V189H42ZM113 190V189H112ZM111 189H110V193H111V191H112ZM131 190H133L134 191V189H131ZM1 191V190H0ZM3 191V192H4ZM118 191V190H117ZM116 191V193L115 192H113L112 191V194H119L120 192H117ZM136 191V190H135ZM8 192V193H7ZM23 192V193H22ZM40 192H41V190H40ZM43 192V191H42ZM53 192V193H52ZM86 192V193H85ZM104 192H105V189H104ZM104 192H103V195H105L104 194ZM107 192V191H106ZM125 192V191H124ZM2 193V192H1ZM44 193H45V191H44ZM101 194H100V199H102L103 197H105V196H101L102 195V192H100ZM107 193H109V192H107ZM191 193H193V195L191 196ZM49 194V195H50ZM121 195L122 194H124V193H120ZM119 194V195H120ZM188 194H190V196L191 197H188ZM1 195V194H0ZM46 195V194H45ZM65 195V197H67ZM187 195V196H186ZM47 196H48V193H47ZM181 196H185V198H187V199H185L184 200V202L186 201V203H185V205L186 204H188L187 203V200H191L190 198H192V197H194V198H197L196 200H198V203L197 204H199V205H201V204H205V206H204V208L205 209H203V210H199V212H209V214H211L212 213V215L213 214H218L217 215V218H215V217H213V219H212V221L209 223V226L208 227H206L205 225H203L202 223H199L198 221H196L195 219H193V218H191V217H189V216H187V215H185L186 213L184 212V211H186L187 209H185V208H187L184 204H183V201L181 200V198L183 199V197H181ZM23 197V198H22ZM25 197V198H24ZM34 197V198H33ZM45 197V196H44ZM58 197V198H59ZM64 197V196H63ZM141 197V196H140ZM77 198V199H76ZM203 198H217L218 199V201H219V203H216L215 205H213V206H211L210 204H208V202H209V200H204ZM38 199H35V200H38ZM62 199V198H61ZM61 199L59 200V201H61ZM65 198H63V200H64ZM73 199V200H74ZM99 199V200H100ZM105 198H103V200H104ZM29 200L32 202H29ZM56 200V199H55ZM62 200V202L64 203V202H66V200H71L70 198L69 199H65L64 201ZM83 200H80V201H82V202H86V201H83ZM106 200H109V199H107L106 198ZM125 200H127V199H125ZM134 200V199H133ZM182 202V203H180V201ZM58 201V200H57ZM57 201H54V202H57ZM87 201V202H88ZM92 201V200H91ZM90 201V202H91ZM93 201H95L94 199H93ZM101 201V200H100ZM100 201H99V204L98 205H101V203H100ZM28 202V203H27ZM38 202V201H37ZM50 202V203H49ZM69 202H71V201H69ZM69 202H66L67 204L69 203ZM74 203H79V202H75V201H73ZM102 202V201H101ZM104 202H106V201H104ZM103 202V203H104ZM107 202H109V201H107ZM106 202V203H107ZM124 202V201H123ZM146 202V201H145ZM178 202H179V204H178ZM189 202V201H188ZM214 202V201H213ZM57 203H59V202H57ZM66 203L64 204V205H66ZM72 203V202H71ZM142 203V204H141ZM60 204V203H59ZM70 204V203H69ZM96 204V206H98ZM127 204V203H126ZM125 204V205H126ZM178 204V205H177ZM182 204L185 206V210L182 208L183 206H182ZM9 205V206H8ZM11 205V206H10ZM58 205V204H57ZM89 205H92V204H89ZM150 205H154V208L153 207H150ZM46 206H51V209H49L48 208V210H45L47 207ZM70 206V205H69ZM75 206V205H74ZM74 206H70V207H72V208H74ZM77 206V205H76ZM82 207L83 208V206L82 205H78V207ZM86 206H88L87 204H86ZM95 206V207H96ZM181 206V207H180ZM198 206V205H197ZM62 208H64L63 206H61ZM66 207V206H65ZM85 207V206H84ZM90 207V206H89ZM89 207H87V208H89ZM92 207H94V206H92ZM128 207H130V206H128ZM45 208V209H44ZM61 208V209H62ZM76 208V207H75ZM75 208L73 209V210H75ZM132 208H134V207H132ZM41 209H44V211L45 212H43L42 211V213L40 212L41 211ZM67 209V208H66ZM71 209V208H70ZM81 209V208H80ZM99 209V208H98ZM98 209H96L97 211L95 212L94 211V213H92L93 215H92V217L90 216L89 218L91 219L90 220V222L94 225V224H96V222H94L93 220H94V218H93V216L96 214V213H98L99 212V214L100 215H103L102 214V212L104 211V209L103 208H101L102 210V212L99 210L98 211ZM134 209H136V208H134ZM11 210V209H10ZM40 210V211H39ZM59 210V209H58ZM63 210V209H62ZM79 211V208L77 209L76 208V211ZM82 210V209H81ZM87 209H85L84 211H86ZM92 210V209H91ZM91 210H89V212H91ZM93 210H95V209H93ZM67 211V210H66ZM130 211H132V209L130 210ZM133 211H136V210H133ZM132 211V212H133ZM239 211V212H238ZM8 212V211H7ZM40 212V213H39ZM68 212V211H67ZM93 212V211H92ZM106 212V211H105ZM136 212H138V211H136ZM136 212H134V213H136ZM224 212V213H223ZM61 213V212H60ZM78 213V212H77ZM82 213V212H81ZM185 213V214H184ZM223 213V214H222ZM4 214V213H3ZM2 214V215H3ZM48 214V215H47ZM80 214V213H79ZM137 214V213H136ZM82 215V216H83ZM90 215V214H89ZM100 215H98V216H95V219L97 220V217H99ZM1 216V215H0ZM32 216H34V218H36V220H34V221H36L37 222V219H40V220H38V221H41L40 223H42V222H44V221H46V220H48L47 222H45V224L41 227V228H43L44 229V231H41V230H43V229H40L39 227H38V229L39 230H34L33 231V228L31 227V226H29V225H31V224H33L34 225V223L35 222H33V221H31V222H33V223H31V224H29V225H23V224H25V221H28V218L30 217V218H32ZM57 216V215H56ZM136 216V215H135ZM215 216V215H214ZM53 217V218H52ZM62 217H64V216H62ZM104 218H105V216H103ZM102 216L101 217H99V218H101V221H102V218H103ZM107 217V216H106ZM222 219H221V218ZM34 218H32V219H34ZM73 218V217H72ZM103 218V219H104ZM214 218L215 219H217V220H214ZM226 218V217H225ZM2 220H0V225L2 224L1 223V221H6V220H4L5 219V217L4 218H1ZM26 219V220H25ZM93 219V220H92ZM220 219V220H219ZM25 220V221H24ZM61 220H62V223L64 222L66 225L63 227L61 224H60V222H61ZM64 220V221H63ZM89 220V219H88ZM95 220V221H96ZM98 220H100V219H98ZM109 220V219H108ZM113 221L112 222H116L117 221V219H116V221H114L115 219H112ZM119 220V219H118ZM7 221V222H8ZM30 221V220H29ZM101 221H99L100 223H101ZM104 221V220H103ZM121 221V220H120ZM24 222V223H23ZM70 222V221H69ZM112 222H108L109 224L106 226V227H108V229H107V231L108 230H110V231H112V230H114V229H112L111 230V225L112 226H115V227H113V228H116V226L118 225H116V224H114V223H112ZM119 222V221H118ZM117 222V223H118ZM251 219H250V215L248 214V223H250L251 224ZM20 223V224H19ZM26 223H28V222H26ZM39 223V222H38ZM39 223V224H40ZM64 223H63V225H64ZM89 223V222H88ZM97 223H98V221H97ZM5 223L3 222V225H4ZM37 223H35V225H36ZM39 224H37V226H39ZM86 224V225H85ZM106 224V221L105 222H103V224H99V226H97V227H101L102 225H105ZM114 224V225H113ZM2 225V226H3ZM5 225V226H6ZM11 225V226H10ZM41 225V224H40ZM83 225H85V226H87L86 228L83 226ZM89 225H91L90 223H89ZM122 226H123V224H121ZM215 225V226H214ZM1 226V227H2ZM36 226V227H37ZM63 228H62V227ZM232 229H237V232H245V228H246V226H245V224H243V223H241V221H239L238 219L236 220H234V222L232 223ZM27 227H29V228H27ZM35 227V226H34ZM91 227H93V229H92V231L94 230V231H96V229H98V230H100V228H97V227H94V226H91ZM102 227H105V226H102ZM101 227V228H102ZM109 227H110V229H109ZM118 227V226H117ZM119 227H120V223H119ZM118 227V229H120ZM149 227H151L150 225H149ZM5 228V227H4ZM3 227L2 228H0V230H1V232H3V230L2 229H4ZM31 228H32V231H33V233L32 234H28L27 232H26V234L25 235H23L24 233L23 232H25V230L26 229H30L31 230ZM122 228H124V227H122ZM121 228V229H122ZM260 228V226L258 227V229ZM90 229V228H89ZM104 229H106V228H104ZM103 228L101 229L102 231L104 230ZM114 230V231H112L111 233L112 234H116L117 235V233L119 232V230ZM225 229V228H224ZM219 230V231H218ZM261 230H262V228H261ZM261 230H260V233H261ZM27 231V230H26ZM86 231V230H85ZM89 231V230H88ZM102 231H100V232H102ZM105 231L106 230H104L102 233H105ZM107 231H106V233L105 234H107ZM118 231V232H117ZM1 232H0V234H1ZM8 232V233H9ZM28 232H30V231H28ZM87 232V231H86ZM90 232H91V229H90ZM99 232V233H100ZM224 232V233H223ZM6 233H2L3 235V237H6L7 235H5ZM11 233H9L8 235H12ZM87 233H89V232H87ZM95 233H97V232H95ZM149 233V232H148ZM114 234V235H115ZM213 234L215 235L216 234V236H217V238L214 240V236H213ZM49 235H51L52 237H48ZM86 235V234H85ZM113 235V236H114ZM218 235H219V237H218ZM1 236V235H0ZM83 236V235H82ZM103 236V235H102ZM109 236V235H108ZM125 236H126V234H125ZM223 236H224V238H223ZM2 237V238H3ZM13 237H9V241H11L10 239H13ZM14 237V238H15ZM86 237V236H85ZM104 237V236H103ZM110 237V236H109ZM115 237V236H114ZM127 237V236H126ZM125 237V238H126ZM111 238H113V237H111ZM119 238V237H118ZM240 238V237H239ZM4 240L5 239H7L8 240V238H3ZM82 239H84V238H82ZM14 240V239H13ZM59 240V241H58ZM138 240V239H137ZM148 240V241H147ZM168 241V243L167 244H164L165 242L164 241ZM231 240V239H230ZM2 242H3V240H1ZM22 241V242H21ZM88 241V242H89ZM91 241V242H92ZM139 241V240H138ZM166 241V242H167ZM237 241V240H236ZM6 242H8V241H6ZM74 242V241H73ZM90 242V243H91ZM120 242V241H119ZM135 242V243H134ZM140 242H144L143 240H140ZM235 242V241H234ZM249 242H251V243H249ZM4 243H5V241H4ZM65 243V242H64ZM64 243H62V244H64ZM71 243V242H70ZM82 241L81 240H79V241H76L75 240V242L73 243V244H71V246H69L71 249H73L72 248V246L75 244V245H78V246H80V248H81V245H82V248H85V249H83L84 251H86L87 249V244L85 245V247L83 246L85 243H87V242H85L84 244L82 243ZM138 244H141V243H139V242H137ZM155 243V244H154ZM12 245L13 243H12V241L8 244H6V250L5 251H7V250H9V253L10 252H12L11 251V246L10 247H8L7 245ZM93 244H95L94 242H93ZM93 244H91V245H93ZM147 244H150L149 245V248L151 249V248H153V249H149L148 247V249H149V251H147L146 250V246H147ZM153 244V245H152ZM225 244H228V243H225ZM0 245H1V243H0ZM4 245L5 244H3L2 246H3V248L1 247V250H4ZM26 245V244H25ZM28 245H26V246H28ZM66 246V245H65ZM65 246H63V247H65ZM89 246V245H88ZM7 247L9 248V249H7ZM13 247V246H12ZM66 247H68V246H66ZM66 247L65 248H63V249H65V250H67L68 251V249H69V247L66 249ZM140 247H141V245H140ZM185 247V248H184ZM187 247H189L188 249H187ZM14 248V247H13ZM23 248V246H21V249ZM62 248V247H61ZM81 248V249H82ZM90 248V247H89ZM93 247H91V249H92ZM137 247H135L134 249H136ZM138 248H139V245H138ZM138 248H137V250H138ZM79 249V248H78ZM81 249H79L80 251H82ZM96 249H98V247L96 248ZM17 250V249H16ZM18 250V251H19ZM59 250H60V248H59ZM70 250V249H69ZM74 250V249H73ZM73 250H70V251H72V252H75V251H73ZM99 250V249H98ZM98 250L96 251H94V249L92 250V251H94V253H96V252H98ZM5 251H1L2 253H1V255L3 254V255H5ZM64 251V250H63ZM67 251L65 252L64 251V253H62V255H63V257L61 258V260H60V263L61 264H72V262H73V260H75L74 262H75V264H81L83 261H84V259H86V258H89V257H92L91 255V250H90V252H89V250H87L88 251V253H81L80 254V257L81 258H79V257H76L77 255H72L71 253H70V251H68V253H67ZM80 251H77V252H80ZM60 252V251H59ZM59 252H58V257H59ZM76 252V253H77ZM135 252V253H134ZM70 253V254H69ZM94 253H93V255H94ZM7 254L8 253H6V256H7ZM13 254H14V251H13ZM97 254V255H98ZM147 254V255H146ZM159 254V256L161 257V255ZM183 254V253H182ZM181 254V255H182ZM188 254V253H187ZM9 256H7V259L9 260V258H11V260H12V258L13 257H15L16 256V253L14 254L15 256H13V257H11L10 256V254H8ZM84 255V256H83ZM148 255V256H149ZM180 255V256H181ZM56 256V255H55ZM71 256V257H70ZM79 256V255H78ZM155 256V255H154ZM184 256V255H183ZM9 257V258H8ZM50 257V256H49ZM94 257V256H93ZM151 257H153V255L151 256ZM159 257V258H160ZM179 257V256H178ZM188 257V256H187ZM188 257V258H189ZM2 258V257H1ZM0 258V259H1ZM53 258V260H52V262H55V264H56V261L54 260V259H56V258H54V257H52ZM51 258V259H52ZM79 258V259H78ZM158 258V259H159ZM165 258V257H164ZM6 259V258H5ZM5 259H4V261H2L3 263L5 262ZM14 259V258H13ZM92 259V258H91ZM1 260H3V258L1 259ZM47 260V259H46ZM45 260V261H46ZM57 260V259H56ZM162 260H164V259H162ZM168 260V259H167ZM51 261V260H50ZM86 261H88L87 259H86ZM1 262V264H3ZM52 262H50V263H52ZM85 262V261H84ZM155 263L156 264V262L157 261H152V263ZM161 262V261H160ZM160 262H157V264L158 263H160ZM165 262H167V261H165ZM164 262V263H165ZM199 262V263H198ZM49 263V264H50ZM153 263V264H154ZM47 264V263H46ZM54 264V263H53ZM118 264H119V262H118ZM149 264H151V263H149Z\"/></svg>",
    "mask_w": 264,
    "mask_h": 264
},
{
    "label": "rangeland",
    "instance_id": "rangeland-1",
    "mask_svg": "<svg viewBox=\"0 0 264 264\" xmlns=\"http://www.w3.org/2000/svg\"><path fill=\"white\" fill-rule=\"evenodd\" d=\"M19 1H22V0H19ZM31 0H29V2L28 3H32L33 2V4H35V3H37V1L36 0H32L31 2H30ZM99 1V0H98ZM101 1V0H100ZM103 1V0H102ZM105 1V0H104ZM103 1V2H104ZM163 1V4H161V0L159 1V0H148V3H146L147 2V0H145V1H142V3L144 2V4H147L145 7H144V5H143V7H141V14H139L138 13V11L136 10V8L134 9V8H132L131 10H129V11H122V10H119V11H117L118 12V15L117 16H115L113 13H110L109 11H106V10H104L105 9V7H104V5L103 4H100L101 6H99V5H95V6H97L96 7V9H94L93 10V7L94 6H91V5H88V6H86V8L85 9H83L84 7H82L81 6V4L79 5V6H77L76 8H74V9H72V10H69V11H67V12H63V13H52V12H50V11H43V10H41L40 8H39V4H37L38 6H37V8L38 9H36L35 7H33L32 9H34L35 8V10H33L34 12H32L33 14V16L35 17V16H38L40 19H38V20H41L42 18L44 19V17H47V21L45 20V22L46 23H42L43 21H40L41 22V24L39 25V26H36L37 28H38V30H39V32L37 33V35H36V39L38 38V40L39 41H42V37L41 36H44V34H49L50 35V37L49 38H51V39H55L54 41H55V43H54V41L52 40V42H50V44L51 45H53L54 46V44H55V48H54V50H55V52L57 51V53L58 54H56L55 52H53L55 55V58L53 57V55L51 54V53H49V55L46 57V56H44V57H42L41 59L39 58V57H41L40 55H39V57H35L32 53H34L35 54V49H39L40 47H41V45L43 44V42H38V43H33L34 45L32 46L31 44H32V41L30 42V41H28V43H30V45L29 44H27L26 46H25V44H23L24 46H20V49H21V47H23V49H21V50H24V52L23 53H27L26 54V56L28 57V58H30L31 57V55H32V59L30 58L29 60L31 61V62H33L34 63V70H37V72L36 71H34L33 69V71L34 72H36V74L34 75V72L32 73V71H28L27 72V70H26V67H28V65L26 64V62L23 60V58H22V54L21 53H17V51L15 52V45H14V47H11L12 46V44H11V46H10V48H9V53L12 55V57L11 58H8V57H5L4 55H0V56H2V57H5V58H2V57H0V109L1 108H3V107H5V108H3V109H1L0 110V112H2L1 114H0V126H2V124H3V126L2 127H0V128H2L3 129V127H4V125L6 124V122L8 121V118L7 117H9V115H11L14 111H12L11 112V110L13 109H11L10 107H7L6 105L8 104V102L9 103H11V106H12V104L14 105L15 103L16 104H20V101L19 102H15L14 101V99H13V95H14V93L15 92H17V90H21V91H24L25 90V92H26V86L29 84V83H31L30 85H28L29 86V88H30V86H32L31 87V90L29 89V91H28V93L30 94V95H32V93L34 94V95H36L37 94V98L35 99V102H34V104L35 105H40L39 103L40 102H42V100L44 99H42V100H38V97L40 96V97H42V92L44 91V89H43V86H46L47 88H45V91L47 90V92H49L50 90L52 91L50 94L51 95H54V92L56 91V87H60V86H66V85H68V86H66V87H69V89L71 90V92L73 93V90H72V85L74 86V88H76V86H77V88H80L81 86L83 87V86H85V90H86V86L87 87H90V85H93V86H95V87H100V88H102V89H105V90H107V91H109L112 95L114 94L115 96H117V97H119V98H122V99H124V100H126V101H128V102H134L135 101V99L136 98H141V105H143V106H141L142 107V109H143V107H147V108H145V111H142V113H141V115H139V117H137V116H135V118H134V120H135V122L134 123H136L137 125L138 124H141V131H144L145 130V128H146V130L145 131H148V132H150V129L152 128V130H153V128H155V127H160L161 125H162V123H163V121H165V124H166V121H169L168 119H165V120H162V119H164V117L165 116H162V118L160 117L161 116V114L163 115H165L166 113L164 112H162L161 114H159V110L160 109H162V108H160V107H163V105H165V104H167L168 103V101L169 102H171V101H174V100H176V95H177V93H175L174 94V92H175V90L173 89V90H169V92H164L163 93V91L162 90H160V87L158 88V87H156L155 88V83L156 82H158L157 80L159 79L158 77H161L160 75L162 74V77H163V75H166L168 72H167V70L168 71H170V72H172L173 73V71H171V70H173L172 68V66H171V62L169 61V58H170V60H171V58H172V56H174L175 55V53H176V51H177V54L179 55V53H178V47L180 46V45H182V46H185V47H183V48H185L188 52H192V54H191V57L184 63L185 65H184V67H183V70L179 73V74H177L176 76H174V78H177V79H180L183 75H181V73L182 72H185V71H189V70H192V72H194L195 74H194V77H193V80L192 81H196V82H198L199 81V83L198 84H193L192 83V86L190 87L191 89V92H189L188 91V89L186 88V95L184 96H182L183 97V99H182V101L183 102H185V104H187L186 106L188 107L189 105L188 104H193V105H196V108H198V109H194L195 107L193 106V108H191L190 109V115H194V116H197V114L199 113L198 112V110H200V113H199V115L197 116V117H199L201 114H203V113H210L211 115H219V113L217 114V108H216V112L213 110V108L215 109V106L214 107H211L212 105H215V103L213 104V102H214V100H215V102H218V101H216V100H218L216 97V95L214 96V92H211V95H210V97L208 96V91H207V87H206V85H207V83H206V81H205V79H206V77H212L211 75H213V77L215 76V69H221L222 68V66L224 65L226 68H227V70H219V72L222 74L223 73V75L221 76V78H223L222 80H220L221 82L222 81H225V82H228V83H234L235 82V80L237 81V79L240 77H238V75H237V72L235 73V71H236V68H239L240 67V65H241V63L238 61V60H236L234 57H235V54L234 53H236V52H238L239 50H240V48L239 47H241L240 45H244L245 43L246 44H249L250 42H254V41H256V42H258L259 44H260V49H263V53H264V0H262V4H263V9L262 10H260V13H259V10H258V8H257V6H258V2L260 1V0H252V5H253V10H254V18H255V22H256V24H255V26H256V28H251V29H240V28H233V26H230L229 24H226V25H223L222 23H221V21L218 19V17H215L213 14H212V9H211V7H210V2H207V0H195L197 3H199L201 6H202V8H203V10H204V12H205V17L204 18H202V26L205 28V26L207 27V29L206 30H200V29H198V27H197V25L195 24V19L194 18H192V17H190V18H187L185 15H184V13L187 11V12H190V10H192V7L191 6H189V5H186V3H184V1L185 0H162ZM167 1L168 3H165V2ZM182 1V2H181ZM215 1V3H216V5H217V7H218V12L220 13V14H222V13H224L225 12V9H226V7H227V5H226V3H225V1L224 0H214ZM1 2V1H0ZM24 1H22V3H23ZM169 2H171V6L169 5ZM181 2V4L179 5V3ZM207 2V3H206ZM21 3V4H22ZM182 3H184L185 4V7H183L182 6ZM24 4V3H23ZM29 4V5H30ZM29 5H27L26 7H24L23 9H24V11H25V8L27 9L28 7L30 8V6ZM32 5V4H31ZM92 5H94V4H92ZM161 5H163V6H161ZM165 5V6H164ZM166 5H169L168 7L166 6ZM22 6V5H21ZM24 6H25V4H24ZM33 6V5H32ZM31 6V7H32ZM83 6H85V5H83ZM161 6V7H160ZM23 7V6H22ZM78 7H80V8H78ZM28 8V9H29ZM95 8V7H94ZM161 8V9H160ZM174 8V9H173ZM41 10V11H38V10ZM80 9H83L84 11H86L87 9V11L86 12H84V11H82V10H80ZM91 9V14H89L90 12H89V10ZM36 10H37V12H36ZM179 10V11H178ZM30 12H31V8H30ZM158 12V13H157ZM39 13V14H38ZM43 13V14H42ZM82 13H84V14H86V15H84L83 16V14ZM93 13V14H92ZM42 14V15H41ZM82 14V15H81ZM256 14V15H255ZM0 15H3V19H4V21H6L7 22V24H10V25H17V23L21 20V18L17 15V13H15L14 11H12V10H10V9H8L7 7H5L4 5H2V4H0ZM47 15V16H46ZM80 15V16H79ZM94 15V16H93ZM164 15L165 16H168V18L169 19H167L166 17H164ZM43 16V17H42ZM53 16V17H52ZM240 16H241V18L239 19V23L241 24V23H244L245 22V14L244 13H241L240 14ZM37 17V18H38ZM42 17V18H41ZM52 17V18H51ZM79 17H81L80 19H79ZM90 17V18H89ZM104 17H105V22L107 23V25L110 27V33L111 34H113V39H112V37H109L110 38V40H108V41H111V42H108L107 41V43L109 44L108 46L107 45H104V44H102L103 43V41L105 42V40H107V39H109V38H107L108 36H102L101 34H100V36H102V37H100V38H98V39H96L98 36H99V33L98 32H100V31H98L99 30V27H101V26H99L101 23H104ZM162 17H164V18H166V19H164V18H162ZM220 17H223L222 15L220 16ZM261 17H262V19H261ZM82 18H86V19H82ZM89 18V19H88ZM82 19V20H81ZM79 20H81V21H79ZM88 20V21H87ZM124 20H127V25H126V27L122 30V32H123V36L122 37H119L118 36V31H119V26H121V24L120 23H116V22H119V21H124ZM262 20V21H261ZM25 21V20H24ZM84 21H86L85 23H84ZM81 22L82 23H84V24H82V25H84V26H86V27H89V24L91 25L92 23H95L94 25H92V28L91 27H89V28H91L90 30H89V28H85L84 26H83V30H81L82 29V25H81ZM90 22V23H89ZM97 22H98V25H97ZM263 22V23H262ZM63 23H65L64 25H63ZM86 23H88V24H86ZM68 24V25H67ZM78 24H80V26L78 27ZM153 24H155V25H153ZM263 26H262V25ZM70 25L71 26H73V27H70ZM88 25V26H87ZM201 25V24H200ZM167 26V27H166ZM56 27H58V29L59 30H57L59 33H56L55 31H54V28H56ZM65 27V28H64ZM79 29H78V28ZM81 27V28H80ZM2 28V27H1ZM0 28V29H1ZM40 28V29H39ZM41 28H45L43 31L41 30ZM69 28L71 29V32H69ZM96 28V29H95ZM3 30H4V28H2ZM0 30L1 31V33L3 34V30ZM27 29V28H25V26H24V28H22L20 31H24V35H27V33H26V31L25 30ZM61 29V30H60ZM66 29V30H65ZM87 29V30H86ZM101 29V28H100ZM240 29V30H239ZM38 30H36V31H38ZM40 30H41V32H40ZM67 30H68V32L69 33H71V35H72V37H71V35L69 36V34L67 33ZM86 31V33H84L85 31ZM93 30V31H92ZM94 30H95V32H94ZM97 30V31H96ZM163 30V31H162ZM19 31V32H20ZM66 31V32H65ZM76 31H78V33H76ZM81 31V32H80ZM84 31V32H83ZM157 31L159 32V33H157ZM35 32V31H34ZM33 32V33H34ZM80 32V33H79ZM89 32H91V33H89ZM22 34H21V37H22V35H23V32H21ZM66 34V35H64V34ZM73 33H74V36H73ZM20 34V33H19ZM53 34V35H52ZM84 34V35H90V37H89V39H84L83 41H84V43L81 41V43H83V44H81V43H79L78 45H83L82 47L83 48H85V46H89V44L90 43H93L92 45L93 46H91V44H90V46H89V48L88 47H86L85 48V50H86V52L88 53H86L85 52V50H84V53L82 52V54L83 55H85V54H87L85 57L81 54V55H76V53L74 54V52H72V51H70V52H68L69 54V56L68 55H65V53H64V56L62 55V53H60L59 54V52H63L64 50H62V49H64L65 48V52H67L72 46H74L76 49H77V47L76 46H78V45H76V44H72V45H70L71 43H73V41L75 40V39H77L78 38V36L80 35V36H82V35ZM92 34V35H91ZM93 34H94V37L95 38H93L92 36H93ZM239 34H242L241 36H243L244 34V38H237V37H241V36H238ZM251 36H250V35ZM23 35V36H24ZM68 35V36H67ZM39 36V37H38ZM66 36L67 37H69L68 39H66ZM79 36V37H80ZM16 37H19V35L17 34V36ZM41 37V38H40ZM62 38H64V40H68V43L66 44V42H64V40L61 42V40H62ZM106 38V39H105ZM17 39V38H16ZM104 39V40H103ZM112 39V40H111ZM18 40V39H17ZM69 40H71V41H69ZM87 40V42L89 41V43H87V42H85ZM94 40V41H93ZM101 40V41H100ZM176 41H180L179 43L178 42H176ZM243 41H245V42H243ZM102 42V43H101ZM171 42H176L175 44H171ZM237 42V43H236ZM65 43V44H64ZM106 43V44H107ZM134 43V46L132 45ZM155 43H156V45H155ZM40 44V45H39ZM100 44V45H99ZM129 44V45H128ZM171 44V45H170ZM177 44H179V45H177ZM68 45V46H67ZM125 47H124V46ZM177 46V49H176V51H175V53H174V55L172 54V51L169 49L170 47H171V49H174L175 50V48L173 47L172 48V46ZM236 45H237V47H236ZM239 45V46H238ZM29 48H28V47ZM30 46H31V48H33L32 50H31V48H30ZM35 46H37V48L35 47ZM58 46H59V48H58ZM65 46V47H64ZM101 47V48H104V49H102V51H101V49L99 48V50H97V48L98 47ZM123 46V47H122ZM129 47V48H127V47ZM34 47H35V49H34ZM39 47V48H38ZM73 47V48H74ZM106 47V48H105ZM123 49H122V48ZM228 47V48H227ZM234 47H236V48H234ZM263 47V48H262ZM13 48V49H12ZM25 48H26V51H25ZM68 48V49H67ZM74 48V49H75ZM107 48H109V49H107ZM131 48V49H130ZM29 49V50H28ZM57 49H60L59 51L57 50ZM67 49V50H66ZM72 49V48H71ZM88 49H90V53H89V50ZM106 49V50H105ZM133 49V50H132ZM185 49H183L185 52L184 53H188ZM195 49V50H194ZM96 50V51H95ZM128 50H130V51H128ZM193 50L195 51V52H193ZM31 51V52H30ZM95 53H98V54H95ZM124 51H126V52H124ZM168 51H170V52H168ZM230 51V52H229ZM236 51V52H235ZM42 52V51H41ZM124 52V53H123ZM174 52V51H173ZM72 53V54H71ZM17 54V55H16ZM92 54V55H91ZM171 54H172V56H171ZM176 54V55H177ZM194 54V55H193ZM36 55V54H35ZM57 55H59V56H57ZM64 57V59H63V57ZM75 55V56H74ZM94 55H96V56H94ZM166 55H168L169 56V58H167L166 57ZM176 55H175V57L174 58H176L177 59V57H176ZM177 55V56H178ZM34 56V57H33ZM49 56L52 58V60H51V64H50V59H49ZM71 56V57H70ZM77 56V57H76ZM81 56V57H80ZM92 56V57H91ZM99 56H100V58H99ZM171 56V57H170ZM57 57H60V58H57ZM69 57V58H68ZM82 57H84V58H82ZM91 57V58H90ZM94 57V58H93ZM167 59H166V58ZM8 58V59H7ZM39 58V60H37ZM75 58V59H74ZM93 58V60H91ZM206 58V59H205ZM49 59V60H48ZM82 59H85V61H87L88 63H87V66H85V67H83L82 68V63L83 62H85V61H83ZM173 59V58H172ZM203 59H205V60H203ZM58 60L60 61H66L68 64H69V67L68 66H66L65 64V66H66V68L63 66H61L62 67V69H60L61 67L59 66V68H57L55 65L53 66V64H57V62H58ZM67 60H69V61H67ZM88 60H90V62L88 61ZM164 60V61H163ZM167 60V61H166ZM40 61V62H39ZM44 61V62H43ZM168 63H170V67H172L171 69H169L170 67H168V65H165V63L166 62ZM172 61V60H171ZM176 61V60H175ZM220 61H221V64H220ZM30 62V63H31ZM54 62V63H53ZM165 62V63H164ZM13 63H15V64H13ZM33 63H31V65H33ZM150 63V64H149ZM157 64V66H156V64ZM161 63L162 64H164L163 66H161ZM242 63H244L245 64V61L244 62H242ZM44 64V65H43ZM46 64V65H45ZM51 66H50V65ZM61 64H63V63H61ZM99 64V65H98ZM153 64L156 66H153ZM243 64V67H246L245 65ZM23 65V66H22ZM26 65V66H25ZM36 65V66H35ZM49 66V68H48V72L50 73V71H52V73L51 74H47L46 73V71H45V73H42V71L44 72V69H46L48 66ZM74 67H76L77 68V66H80L78 69H76V68H73V66ZM25 66V68H23ZM38 66V67H37ZM44 66V67H43ZM45 66H46V68H45ZM99 66V67H98ZM151 66H153V67H155L157 70H159L158 72H161L160 73V75H159V73H157L156 74V71L157 70H153L152 68L153 67H151ZM33 67V66H32ZM41 67H43V68H41ZM52 67V68H51ZM165 67V68H164ZM221 67V68H220ZM51 68V69H50ZM55 68V69H54ZM57 68V69H56ZM70 68V69H69ZM72 68V69H71ZM99 68V69H98ZM134 68H136V69H134ZM146 68H148V69H146ZM150 68V69H149ZM154 68V69H155ZM29 69V68H28ZM105 69V70H104ZM160 69L161 70H163V72L162 71H160ZM217 69V70H218ZM50 70V71H49ZM57 70H59V71H57ZM60 70H62L61 71V75L60 74H58V73H60ZM98 70V71H97ZM145 70V71H144ZM165 70H166V73L164 74V72H165ZM6 71H8V72H6ZM10 71V72H9ZM15 71V72H14ZM39 71V72H38ZM73 71V72H72ZM78 71H80V72H78ZM196 71H197V73H196ZM201 71L202 73H203V75L205 74V77H203L202 76V78L201 79H199L200 78V75L202 74L201 72V74H199V72ZM54 72V73H53ZM86 73L85 75H83L82 74V77H81V74L79 75V74H76L75 75V73ZM155 72V73H154ZM225 72V73H224ZM4 73V74H3ZM15 73L16 74H20V78H22V79H20L19 77H17L18 75H16V76H14L15 75ZM41 73H42V75H41ZM56 73V74H55ZM65 73V74H64ZM73 73V74H72ZM140 73V74H139ZM142 73V74H141ZM144 73V74H143ZM153 73V74H152ZM8 74H10V75H8ZM14 74V75H13ZM46 74V75H45ZM58 74V75H57ZM168 74H171V73H168ZM242 74H243V77H242V82L244 83V82H246V83H244L245 85H246V88L250 91V76L248 75V73H247V69H244L243 70V72H242ZM7 75V76H6ZM28 75V76H27ZM66 75V76H65ZM80 77H79V76ZM158 75V77H156ZM207 75V76H206ZM253 75V74H252ZM252 75H251V77H252ZM255 75V74H254ZM253 75V76H254ZM256 75H258V74H256ZM254 76V77H252V78H255L256 80H257V78H258V81H257V83L260 85V81H259V75L258 76ZM3 76H5V78H2ZM26 76V77H25ZM42 76V77H41ZM59 76V77H58ZM152 76V77H151ZM195 76H198L197 78L195 77ZM14 77H15V79H14ZM19 78L20 80H22L21 82L19 81V82H17L16 80H18L17 78ZM28 77V78H27ZM63 77V78H62ZM158 78V79H156V78ZM169 76H167V77H164V80L166 79L167 80V78H168ZM171 77V76H170ZM213 77H212V80H213ZM244 77H246V78H244ZM261 77V76H260ZM2 78V79H1ZM52 78V79H51ZM64 79V81L63 80H60V79ZM76 78H78V79H76ZM152 78H154V79H152ZM173 78V79H174ZM190 78V77H189ZM14 79V80H13ZM31 79V80H30ZM33 79V80H32ZM42 79V80H41ZM54 79V80H53ZM55 79H57V80H55ZM150 79H152V80H150ZM156 79V82L154 81ZM171 79V78H170ZM240 79V78H239ZM238 79V80H239ZM245 79H247L246 81H245ZM27 80H29V81H27ZM34 80H36V81H34ZM59 80V81H58ZM70 80V81H69ZM73 80L75 81V83L76 82H80V84L78 83H76L75 85L73 84L74 82H73ZM78 80H81V81H78ZM150 80V81H149ZM15 82V83H13L12 84V82ZM28 83H27V82ZM33 81V82H32ZM48 81H49V83H52L53 85H51V84H47L48 83ZM57 82L58 84L56 85V83L55 82ZM60 81H63V82H60ZM148 81V82H147ZM152 81V82H151ZM161 81H163V79L161 80ZM213 81H215V79L213 80ZM240 81V80H239ZM26 82V83H25ZM55 84H54V83ZM66 82V83H65ZM73 82V83H72ZM84 82V83H83ZM87 84H86V83ZM90 82V83H89ZM155 82V83H154ZM166 82H168V81H165L164 83H162V84H165ZM260 82V83H259ZM68 83V84H67ZM70 83V84H69ZM186 83V81L185 80H183L182 81V86L184 85ZM16 84V85H15ZM43 84H45V85H43ZM72 84V85H71ZM82 84H84V85H82ZM135 84L136 85H138V86H136V87H138V89H136L134 86H135ZM206 84V85H205ZM55 85V86H54ZM59 85V86H58ZM71 86V88H70V86ZM79 85H80V87H79ZM14 86V87H13ZM24 86H25V88H24ZM208 86V85H207ZM51 87V88H50ZM82 87H81V90H83L82 89ZM215 87V84L212 86V90H214L213 88ZM21 88V89H20ZM24 88V90H22ZM56 88V89H55ZM73 88V89H74ZM135 88V89H134ZM1 89H2V91H1ZM33 89H35V90H33ZM204 89H205V92H204ZM38 90H39V92H38ZM85 90H83V92H85ZM139 90L141 91V96H138V92H139ZM83 92L82 91H80L79 93H80V95L81 96H84V94H83ZM158 92H161L163 95H162V97L161 98H157V100H158V102L157 103H155L154 105H151V103L153 102L154 103V101H152V99H149V97L151 96V95H157V93ZM28 93H26V94H28ZM48 93V97H46L47 99H44L43 101L45 102H47L48 104H51V105H56V104H58V103H60L61 101H63V102H61L60 104L62 105V106H64L65 104L68 106L67 108H71L70 106H71V101H70V98H68V97H70V96H68L67 95V93H66V91L65 92H63V93H60V94H58L59 95V97H58V95H57V99H54L52 96H50V94ZM53 93V94H52ZM57 94V93H56ZM67 95V96H66ZM261 95V94H260ZM264 95V94H263ZM263 95H261V96H259L260 97V100H261V97L263 96ZM26 96V95H25ZM25 96H23V98L25 97ZM27 97V98H26ZM25 98L26 99H28V97L29 96H26ZM51 97V98H50ZM64 97H67L65 100L67 101H65V100H63L64 99ZM157 97V96H156ZM24 98V99H25ZM207 98V99H206ZM209 98V99H208ZM48 99H49V102H48ZM50 99H51V102H50ZM68 99V100H67ZM257 99H259V98H257ZM11 100V101H10ZM53 100V101H52ZM55 100H57L56 102L57 103H55ZM203 100H207V104H204V101ZM8 101V102H7ZM17 101V100H16ZM37 101V102H36ZM166 101V102H165ZM181 101V102H182ZM65 102V103H64ZM260 102H262V107H264V96L262 97V100L261 101H259V103ZM172 103V102H171ZM203 103V104H202ZM64 104V105H63ZM184 104V105H185ZM217 104V103H216ZM21 105H25V103L24 104H22L21 103ZM144 105H147V106H144ZM3 106V107H2ZM10 106V105H9ZM20 106V105H19ZM17 107V108H22V106L21 107ZM192 106V105H191ZM199 106V107H198ZM9 109H7V108ZM149 107V108H148ZM208 107L209 108H211L212 110L210 111L209 109H208ZM16 108V109H17ZM40 107H38V109L35 107V111L34 112H39L38 110H40L39 109ZM66 107L64 108V109H66V111H64V113H67V117L71 114H73V116L72 117H69V118H71V120L68 118L67 119V117L65 116V119L66 120H69V123H68V121L66 122V123H68V124H66L65 125V121L66 120H63L62 121V123L64 122V124L62 125V123L61 122H58V121H61V119H59V117L57 118V119H59V120H55L56 122H57V124L55 123V125H53L54 127H52V128H50L51 126H49L50 124H52V123H54V122H51L52 120H54L55 118H53V119H51V121L50 120H48L49 118H51V117H49L48 118V116L46 117V119L48 120V122L46 123V125L48 124V126L47 127H45L46 125H44V126H42L41 127V125H40V123L41 122H38L37 123V120H35L36 122H34L35 124H34V126L36 127V128H38L37 127V124L38 125H40L39 127L41 128H39L38 129V131H44L45 129H50V130H48V131H51V129H52V132L54 131V133L52 134H49V132L47 131V130H45L46 132V134L43 132V133H40V136H39V133L38 132H34V133H36V135H38V136H36L33 132L30 134H28L27 136H19V135H14V134H12V135H14L13 137L12 136H10L9 134H11V132H9V134L7 133L6 135H7V137H8V141L9 142H7V137H4L6 140H5V142H4V138H3V136L1 135V132H2V130L0 131V137H1V142H0V147L2 146V148L4 147L6 150L5 151H8V153H10L11 154V152L12 153H14L15 152V150H21V152H18V151H16V152H18V153H20L21 154V158L19 157V159H24L23 160V162H21L22 160H20V165H19V167L24 163V162H26V160L28 159L29 161H27V164L29 163L30 165V167H27L28 165H22L20 168H19V170L18 169H16V171H18L19 173H23V171H25L24 169L26 168L27 170L25 171L26 173H28L27 175H26V173L23 175V177H24V179L23 178H21V180H17V182H15L14 183V181H13V178L15 179V175L17 176L18 175V173L17 172H15L14 171V164H15V162L16 161H18V160H16L17 158H16V156H19V154H17L16 152L14 153V154H12L11 156H8V158L10 157V159L9 160H11L12 159V157H14L12 160H14L15 158V162L13 161H11V162H7L6 160H5V162L3 163V165H1L0 166V171H1V176H0V181H2V185L1 186H3L4 184V186L6 187V191H8V190H11L12 189V187L14 188V186L15 185H24V184H28V185H32V184H35L36 185V180H38V177H40V179L38 180V183L40 182L41 183V186H37L38 188H40L41 187V189H37L36 188V186H35V188H33V190L35 189L36 191L35 192H33V195H35V193L36 192H38V195H40V197L42 196L41 195V193L45 196H42L41 198H35V199H38V200H31L32 202H33V204H34V202H36V203H39L40 202V200H44V199H48V198H52V196L53 197H55V199L54 200H51V203H52V201H53V203L55 204L56 203V205H55V207L56 206H58V207H56L57 208V211H59V214L60 215H58V213L56 214H52L53 213V211H51V213H48L49 214V216H50V214L53 216V215H55L54 216V218L55 217H57V218H59V216H60V218H65L64 220H66L67 218H68V222H67V224H69V223H71L72 225H71V228L73 227V222L72 221H77V222H79L78 220V218H79V216L80 217H82V218H80V223L81 222H83V223H81V224H84L86 221H83V217H84V215L83 214H85V213H87L88 214V216L90 217H92V213H94V211L96 212L97 210L96 209H98V211L100 210H102L101 208H103L104 209V211L102 212V214L103 215H100L99 214V212L98 213H96L94 216H93V218H94V222H96V224H92L91 222H90V218L88 217V219H87V226H89V228L91 229V232H90V229L88 228V230L87 229H85L87 232H89V233H87L85 230L84 231H82V232H85L84 234L83 233H81L82 235H78V236H80L79 237V240H81L82 241V243L84 244L85 242H87V243H85L83 246L85 247V245L87 244V250H89V252H90V250L92 251L93 249H94V251L96 250H98V252H96V253H94V251H92L91 252V256L92 257H89V258H86L88 261H86V259H84V261L81 263V264H85L86 262H92V260H94V259H96L98 256H99V254H101V249L99 248V246H98V244H101V243H99V241L98 240H94V241H89V239H88V236L87 235H89V236H92V234H93V236L94 235H97V237L98 236H100L101 235V237L100 238H107V239H110V240H112V242L113 243H116L117 242V244H122V243H130L129 242V240L131 241V242H133L134 240H135V242L137 241V242H139V243H141V244H138L137 242H136V246H134L133 244L131 245V243L129 244L131 247H137L138 248V245H139V248H138V250H137V248L136 249H131V250H133V251H135V252H139V251H141V248L143 249V247H144V244L143 243H145V241H146V238L144 237V236H152L153 237V239H152V241H154L155 243L157 242L158 243V239H156V237L155 236H153L152 235V233L150 232V231H148V230H154V229H156V227L154 226V225H152L151 223L150 224H144V223H140V220L141 219H143L141 216H143L142 215V212H140V210H139V205H136V204H138V202L139 201H141V202H143V203H148L149 201L148 200H150L151 198H153V195H152V193H151V189L152 188H155V187H158L159 186V182H155V178L154 179H152L153 181H154V183L153 182H150V184H148V182L147 183H145V184H143V185H141V186H133V187H131V189H134V191L133 190H131L130 188V190L127 188V189H125L124 187L122 188V190H120L121 188L119 187V189L116 187L115 188V186L114 187H112V186H110L109 185V180L110 181H114V179L116 178V176H118V174H121V173H123V174H125L126 173V170L124 169V167L122 168V167H120L119 169H116V168H118V166L117 167H115V168H111V171H110V173L111 174H108L109 173V171H104V169H103V171H102V169L100 168V169H98L99 167L98 166H93L92 168V170H93V174L95 173V171H97L95 174H98V172L99 173H101L100 175L103 177V178H106L105 180L107 181V185L105 186V185H102V184H100V186L102 187H104L105 186V192H104V189H103V191H102V188L101 187H99L98 186V188H100V190L96 187V190H95V194L94 195H96L97 194V192H98V194H99V196H98V198L100 199L101 197H100V192H102V197L103 196H105V197H103V198H105L104 200H103V198L102 199H97L96 200V198H93V197H96V196H93L91 199H89V201H88V199H87V201L84 199H77V200H75L74 198V200L71 198V197H69V196H67L66 194H64L63 196H55V195H51L49 192H50V190H49V188L51 189V187H54V189H53V191H55L57 188H59L60 190H61V192L62 191H64L65 189H63L64 188V186L65 187H68V186H66V185H69V183L71 184V181L73 180L74 181V178H75V176H76V174L79 172L80 173V170L82 169V167H83V169H86V167L88 168H90L91 169V167H90V165H89V162H90V160H89V158L91 159V156H92V153H93V151L91 152V150H92V148H89L88 147V149H90L88 152L90 153H87L88 155H89V158H86V157H88V155L86 154V152L85 151H87V146H90L89 144L90 143H92V141L95 139V137L94 136H96L97 137V135H98V133H99V129H109V133L111 134V138L109 137L108 139L106 138V140H108L107 141V143L106 144H108L109 145V148H112V146L114 145L115 146V144H116V146H115V148L117 149V148H119L122 144H127L128 142H130L133 138H135V136L137 135V134H133V135H128L127 137H125V139H126V141L123 143V142H121V143H116V141L118 140V139H120L121 137H117V136H115V135H120V136H123V135H126V131H125V127L124 126H119L118 125V123H121L122 121H126L125 119H127L128 117H130L128 114H126V113H123V111H117L116 112V110L115 111H111L110 109H108V108H105V107H101V106H98V107H91L90 109H88V111H86L87 112V114H85L86 112H84V114H82L83 113V111H76V112H73V111H75L74 110V108H73V110L72 109H67ZM95 108V109H94ZM96 108H97V111H96ZM99 108H101V109H99ZM174 108V107H173ZM4 109L6 110V111H4ZM11 109V110H10ZM63 109V110H64ZM99 109V110H98ZM104 109H106L105 111H104ZM147 109V110H146ZM172 109V108H171ZM8 110V111H7ZM13 110H15V109H13ZM62 110V111H63ZM77 110V109H76ZM89 110H90V112H89ZM103 110V111H102ZM108 110V111H107ZM144 110V109H143ZM229 110H231L232 111V109H229ZM3 111H4V113H3ZM70 111V112H69ZM85 111V110H84ZM92 111H95L94 113L92 112ZM107 111V112H106ZM172 111H173V109H172ZM196 111V112H195ZM210 111V112H209ZM213 111V112H212ZM231 111H228L227 112V109H226V114H225V127H226V132H227V135L228 136H230L229 135V131H230V128L233 130V129H235V128H237V126H239V127H242V123L241 122H239L238 121V119L237 118H235V117H237L235 114H233V113H235L236 112V108L234 107V109H233V111L231 112ZM8 112H10L9 114H6V113H8ZM89 112V113H88ZM91 112L94 114V115H90L91 114ZM101 112V114L103 115V117H102V115L100 114L99 115V113ZM109 112H110V114H109ZM171 112V111H170ZM169 112V113H170ZM36 113V114H37ZM42 113V112H41ZM70 113V114H69ZM76 113H77V115L78 116H80L81 114H82V116H80L81 118L83 117V116H85V117H83V119L82 120H80V119H78V118H80V117H78L77 115H76ZM105 113V114H104ZM107 113V114H106ZM115 113V114H114ZM117 113V114H116ZM158 113V114H157ZM230 113V114H229ZM3 114V115H2ZM35 113H33V115H36ZM69 114V115H68ZM90 116H89V115ZM111 115V117L109 116V115ZM124 114V115H123ZM232 114V115H231ZM8 115V116H7ZM32 115V116H33ZM42 115V114H41ZM40 114L38 115V117H37V119L39 120V119H41V116ZM74 115H76V116H74ZM98 115V116H97ZM105 115V116H104ZM112 115H113V117H114V115H115V117L116 118H118V119H116L115 117L113 118L112 117ZM128 117H127V116ZM167 115L169 116V114H166V117H167ZM170 115H171V113H170ZM172 115H174V116H171V117H174L175 118V116H176V118H178L177 116L178 115H176V113L175 114H172ZM214 115V116H215ZM228 115H231V117H227ZM233 115L235 116L234 118V120H232V118H233ZM31 116V117H32ZM86 116H87V118L89 119L90 117H94V120H93V124L91 123V125L90 124H88L89 122H91V118L88 120L87 118H86ZM96 116L99 118H96ZM100 116H101V118H100ZM123 116H125V117H123ZM141 116V117H140ZM188 116V115H187ZM193 116V117H194ZM5 117V118H4ZM110 117V118H109ZM165 117V118H166ZM170 117V116H169ZM253 117H258L257 115H255V116H253ZM84 118H86V119H84ZM121 118L123 119L122 121H121ZM151 118V119H150ZM168 118V117H167ZM201 118L202 117H199V121L201 120ZM230 118V119H229ZM64 119V118H63ZM96 119V120H95ZM151 120V122H150V120ZM171 119V118H170ZM214 119V118H213ZM229 119V120H228ZM237 119V120H236ZM4 120H6V121H4ZM77 120V121H76ZM89 121L88 123H85V125H82V123L84 122V121ZM118 120V121H117ZM236 120V121H235ZM4 121V122H3ZM80 121H82V122H80ZM120 121V122H119ZM162 121V122H161ZM3 122V123H2ZM49 122H51V123H49ZM78 122H80L79 124H81V125H79V124H77ZM114 122V123H113ZM117 122V123H116ZM148 122H150V123H148ZM170 122V121H169ZM58 123H61V124H58ZM113 123V124H112ZM196 123H198V124H195V121L193 122V121H191V125H196V126H199V125H201V122H196ZM214 123V121L212 122V120L211 119H209V122L206 124V126H209L210 124L212 125ZM234 123V124H233ZM240 123V124H239ZM32 124H33V121H32ZM87 124V125H86ZM149 124V125H148ZM164 124V123H163ZM164 124V125H165ZM89 125V126H88ZM237 125V126H236ZM82 128H81V127ZM85 126H88V128L87 127H85ZM94 126V127H93ZM106 126V127H105ZM118 126V127H117ZM149 127L148 128V130H147V127ZM170 126L172 127V128H174L175 127V122L173 121L172 122V124L171 125H166L165 127L164 126H162V129H161V131H162V134H164V130H165V134L166 133H168V132H170L171 131V129H169L170 128ZM232 126H233V128H232ZM234 126H236V127H234ZM56 127H57V129H56ZM85 127V128H84ZM90 127V128H89ZM105 127V128H104ZM113 127H114V129H113ZM121 127V128H120ZM123 127L125 128L124 130H123ZM134 127V126H133ZM213 128L214 130V132L215 133H217V135L219 136V133L221 134V136H222V124L219 122V123H216V124H214V125H212V126H210V128ZM45 128V129H44ZM53 128H55L54 130H53ZM95 128V129H94ZM99 128V129H98ZM44 129V130H43ZM101 129V130H102ZM143 129V130H142ZM175 129V128H174ZM56 130V131H55ZM61 130V131H60ZM81 130V131H80ZM88 132H87V131ZM91 130V131H90ZM95 130H97L96 131V133H95ZM122 130V131H121ZM173 130V129H172ZM260 130V132H262L263 134H264V130H261V129H259ZM59 131V132H58ZM125 131V132H124ZM48 132V133H47ZM85 132H87L88 134H86ZM113 132V133H112ZM147 132V134H149ZM80 133H81V135H80ZM91 133H92V135H91ZM137 133V132H136ZM202 133H203V131H202ZM86 134V135H85ZM96 134V135H95ZM143 134H145V133H142L141 132V135H143ZM9 135V136H8ZM30 135V136H29ZM32 135H35V136H32ZM42 135V136H41ZM53 135V136H52ZM94 135V136H93ZM113 135V136H112ZM17 138H16V137ZM44 136V137H43ZM50 136H52L51 138H52V140H49V141H47L48 139H47V137L49 138V139H51L50 138ZM55 136V137H54ZM70 136V137H69ZM83 138H82V137ZM91 136H92V140H91ZM115 136V137H114ZM19 137V138H18ZM21 137H22V140H24L25 138H27V137H31L30 139L32 140V139H34V138H36L37 137V139H34V141L33 142H36L39 138H41V140L39 141H37L38 143H34V144H36L37 146H32V145H30V144H27V143H24V142H26V141H29V139L28 140H26L25 139V141L23 142L22 140H21ZM34 137V138H33ZM82 138V140H81V138ZM90 137V138H89ZM94 137V138H93ZM115 139H114V138ZM14 138H16L15 140V142L16 143H20V145H17L16 144V146L18 147H20L21 149H19V147L17 148V149H15V148H12L13 146H14V143L12 142V140L14 141ZM47 139L46 140V142L44 143V142H41V141H44V139ZM230 138V137H229ZM3 139V140H2ZM12 139V140H11ZM18 139L20 140V142H17L18 141ZM75 139V140H74ZM30 140V141H31ZM78 140H80L81 142H77ZM236 139H234V141H235ZM22 141V142H21ZM84 141H86V142H84ZM146 141H149V140H145V142H142L137 148H135L129 155H128V157L130 156L131 158H135L138 154H140V153H144V154H148V155H151V156H153V157H157V158H162V151L160 152V151H158L156 148H153V149H156L157 151H155L154 150V152L155 153H153V149H152V147H154L153 146V144L152 145H150V144H148ZM188 141H190V139L188 140ZM2 142H4V143H2ZM68 142V143H67ZM83 142V143H82ZM88 142V143H87ZM109 142V143H108ZM152 142V141H151ZM11 143V144H10ZM23 143V144H22ZM29 143V142H28ZM42 143V144H41ZM43 143H44V145H43ZM47 143V144H46ZM54 143H55V145H54ZM61 143H63V144H61ZM84 143H86V144H84ZM112 143H113V145H112ZM150 143V142H149ZM223 143V142H222ZM2 144V145H1ZM3 144H5V145H3ZM9 144H10V147H11V145H12V147L10 148L9 147ZM27 144V145H26ZM32 144V143H31ZM54 145V147H50L49 145ZM72 144V145H71ZM79 144H81V145H83L82 146V149H83V147L85 148V150L83 151L82 149H81V145H79ZM8 145V146H7ZM22 145V146H21ZM24 145V146H23ZM28 145H30V146H32L33 147V151L36 153H38L40 150H43V149H41V148H44V149H46V150H49L50 152L48 153L47 151L44 153L43 151L42 152H40V155H38L37 153H36V155H32L33 157H37V156H41V154H43L42 155V157L40 158H36V160H35V158H33L32 156H30V157H32L36 162L37 161H39L40 163H42V162H44V160H45V158L47 159V157H48V159H47V161H45L44 163L45 164H43L42 163V166L40 165V164H38L39 162H34V161H32L31 160V158L29 157V158H27V159H25V155H26V153L28 154V152H30V151H32V148L30 149V147H28ZM51 145V146H52ZM59 145H60V147H59ZM65 146V147H61V146ZM79 146V148L83 151V152H85V154L78 148V146ZM189 145H190V143H189ZM222 145V144H221ZM223 145H224V143H223ZM223 145L221 146V148L223 147ZM262 145H264V138L262 139ZM7 146V147H6ZM25 146H27V147H25ZM40 146H42V147H40ZM68 146H70V147H68ZM72 146H74V148H76L77 147V149H74ZM149 146H151L150 148H148ZM46 147H50L51 149L53 148V150H51L50 148L49 149H47ZM56 147V148H55ZM57 147H59V148H61V149H57ZM72 147V148H71ZM145 147H147L148 149H146ZM1 148V149H2ZM4 148L2 149L3 151H1V152H3L4 154L6 153V152H4ZM23 148H25V149H23ZM29 150H28V149ZM36 148V149H35ZM54 148H55V150H54ZM69 148V150L70 151H68L67 149ZM8 149H10V151L8 150ZM259 148H256V150L254 149V148H252V152H255V155L256 154H258L259 155V153H258V150ZM25 150H27V151H25ZM36 150H38V151H36ZM62 150H64V151H62ZM80 152V154L78 153V151ZM151 150H152V152H151ZM242 150V149H241ZM246 152L249 150V148L248 147H246L245 149H244ZM251 150V149H250ZM22 151H24V152H22ZM32 151V152H33ZM63 152V154H64V152L65 153H67V152H70V153H67L66 154V157H62V155H61V157H59L60 156V153H62ZM67 151V152H66ZM76 151V152H75ZM0 152V153H1ZM55 152V153H54ZM73 152V153H72ZM112 152H114L113 154L115 155V156H119V154L118 153H116V151H112ZM151 152V153H150ZM242 152H243V150H242ZM34 153V154H35ZM50 153L53 155V157H52V155H50ZM55 154V156L57 157V159H56V157L54 156V154ZM58 153V154H57ZM2 155V157L3 156H5V155ZM9 154V155H10ZM57 154V155H56ZM74 154H77L76 156H78L77 158L79 159L80 157H81V159H82V157H83V159L82 160H84L86 163H82V162H80V161H82V160H80L79 159V161H76L75 163H76V166L78 165V166H80V167H76L75 168V163H72L73 161H74V159L75 160H78L77 158H76V156L74 155ZM1 155V154H0ZM47 155V156H46ZM50 155V156H49ZM74 157H73V156ZM79 155H81L80 157H79ZM82 155H85V156H82ZM258 155H256V156H258ZM6 156V157H7ZM46 156V157H45ZM64 156H65V154H64ZM71 156V160L69 159V157ZM167 156V155H166ZM1 157V158H2ZM45 157V158H44ZM49 157H51L52 158V160L51 159H49ZM72 157H73V159H72ZM86 159H88V160H86ZM1 158H0V161L1 162H3V160H1ZM8 158H6V159H8ZM44 158V159H43ZM58 158H61V159H58ZM214 158V157H213ZM58 160L57 162L55 161V163H58V165L59 164H61V161H62V164L61 165H59V167L60 166H62V167H64L65 165L63 164V160H64V162L66 161V162H68V164L69 163H71V164H74L73 166H74V169L75 170H72L71 171V173H66V171L67 172H70V171H68L69 170V168H65V167H67L68 166V164L64 167V168H60L61 170L62 169H64L65 171L63 172L65 175L66 174H68V175H71V174H73V172L75 171L76 172V170H77V172L75 173L74 172V174L72 175L73 177V179L72 178H70V176H68V175H66L67 177L65 178V175L63 176V178H62V176L60 175V174H58L56 171H58V170H56L55 172L53 171V170H55L56 168H58V165H56V164H54L53 163V161L54 160ZM69 159V161H67ZM60 160V161H59ZM49 161H51L53 164H54V167H52L53 165H51V167L52 168H54V169H52V170H48L47 172H50V173H48V175L49 174H51L50 175V179L48 178L49 176L48 175H46V177L44 176L46 173L44 172L45 171V169L46 168H48L47 167V164L48 163H50V164H52L51 162H49ZM83 161V162H84ZM165 161L166 162H169V168L171 167V164L173 163L172 162V160L167 156V158L165 159ZM211 161H213V159L211 160ZM264 161V160H263ZM7 162V163H6ZM48 162V163H47ZM12 163H14V164H12ZM32 163V164H31ZM82 163V164H81ZM258 163V162H257ZM257 163H255V162H252V164L256 167V172L255 171H252L250 174H251V176L250 175H247L248 177L247 178H245V180H246V184H247V186H248V188L250 189V195L249 196H247L246 197V206L245 205H243L242 206V209H239V213L236 215V216H233V215H229L230 213H227L226 212V215H228V216H225L223 213V215H221V214H219L221 217V219L222 220H220V223H221V221L223 222V223H221L222 224V230H225L226 231V229H227V227H231V229H230V231H228L229 233H227V235L225 234V239L226 238H229V239H226L224 242H223V246H228V245H231V244H229V243H232V244H239V242L244 238L243 236H245L248 232H250L253 228H254V226L257 224V226L259 227L260 226V228L258 229V227H257V230H259L258 231V233L260 234V240L262 239L263 240V238H264V202H262V203H259L258 201H257V198H261V196L263 195V192H262V190H261V184H262V182L264 181V173L262 174V172H260V170H259V165L258 164H260L261 165V167L260 168H262L263 166V162H259L258 164ZM0 164H2V163H0ZM34 164L36 165V166H39L38 168V170L36 169V168H34L35 166H34ZM50 164L48 165V166H50ZM70 164V165H71ZM257 164V165H256ZM11 165V166H10ZM46 165V166H45ZM81 165H83V166H81ZM89 165V166H88ZM24 166H26V167H24ZM34 166V167H33ZM42 168H41V167ZM55 166H57L56 168H55ZM73 166H70V168L71 169H73L72 167ZM257 166H259V167H257ZM10 169H9V168ZM45 167V168H44ZM51 167H49V168H51ZM12 168V169H11ZM29 168H30V171H29ZM40 168H41V170H40ZM98 170H97V169ZM254 168V167H253ZM264 168V167H263ZM3 169H5L7 172V174L9 175V177H12V178H9V179H11V180H9V179H6L5 177H7L8 175L6 174V173H3L4 171H3ZM22 169V170H21ZM37 171H39V172H37ZM44 169V170H43ZM59 169V168H58ZM66 169H68V170H66ZM83 169L81 170V171H83ZM95 169V170H94ZM113 169H116L115 170V172H113L112 170ZM9 170L11 171V170H13L15 173H17V174H15L13 171H11V173L13 172L14 174L12 175V176H10L11 175V173L9 174ZM61 170H59L58 172H61ZM259 170V171H258ZM264 170V169H263ZM3 171V172H2ZM33 171V172H32ZM35 171V172H34ZM51 171H53L54 173H56V175L52 172L51 173ZM30 172V173H29ZM44 172V173H43ZM92 171H90V174H92L91 173ZM105 172V173H104ZM264 172V171H263ZM35 173H37L36 174V176L34 175ZM62 173V172H61ZM104 175H103V174ZM33 174V175H32ZM41 174V175H40ZM43 174V175H42ZM59 175V177L60 178H62L63 180L65 179V180H67L68 178V180L70 181H66V183H64L63 184V182L65 181H63L62 183H60L62 180L61 179H58V177L57 178H55V179H52L51 180V178H53L52 177V175H55L54 177H56V176H58ZM80 174H82V173H80ZM80 174H78L77 176H79ZM92 174V176L94 177V178H92L91 177V175H89V177L88 178H90L91 177V179H95V181L96 180H98V181H100L101 179L99 178L98 179V175H93ZM5 175V176H4ZM20 175V174H19ZM38 175V176H37ZM63 175V174H62ZM27 176H29V177H27ZM33 177V178H31V177ZM48 176V177H47ZM76 176V177H77ZM88 176V175H87ZM86 176V177H87ZM3 177H4V180L6 179L7 181H4L3 180ZM36 178V180H35V178ZM43 177H45L44 179H45V181L44 180H41V179H43ZM97 177V178H96ZM28 178H29V180H31V181H29L28 180ZM253 178V179H252ZM33 179L35 180V181H33ZM47 179L48 180H50L49 182L51 183H49L48 181H47ZM156 179L157 180H159L160 179V177H156ZM23 180V181H22ZM54 180H56L57 181V183L58 184H55V181ZM59 180H61V181H59ZM11 181H13V183H11ZM22 181V182H21ZM59 181V182H58ZM72 181V182H73ZM84 181H86V182H84ZM6 182V183H5ZM8 182V183H7ZM20 182V183H19ZM25 182V183H24ZM28 182V183H27ZM29 182H31V183H29ZM33 182V183H32ZM42 182H43V184H42ZM45 182H46V184H45ZM53 182V183H52ZM67 182H68V184H67ZM90 181H88L87 182V180H84L83 179V182H81V183H83L84 184V186L85 185H89L88 183H89ZM97 182V181H96ZM10 183H11V185H10ZM39 183V184H40ZM47 183H49V184H47ZM152 183V184H151ZM0 184H1V182H0ZM7 184V185H6ZM13 184H15L14 186H13ZM39 184H37V185H39ZM54 184H55V186H54ZM99 184V183H98ZM97 184V185H98ZM43 185L44 186H46L47 187V185L49 186V187H47L48 188V190H49V192H47L48 190H45V188L46 187H43ZM51 185V186H50ZM62 185H64V186H62V189H61V186ZM3 186V187H4ZM58 186V187H57ZM199 188H198V193H200V194H205V196L208 194H210V191L211 190H209V187L208 186H206L205 184H199ZM110 187V188H109ZM112 187V188H111ZM1 188V187H0ZM46 188V189H47ZM94 188V187H93ZM108 188H109V190H108ZM114 188H115V190H114ZM137 188V189H136ZM3 189V188H2ZM2 189H0L1 191H0V197L2 196V195H4L3 193H6V191H4V190H2ZM42 189H44V190H42ZM98 189V190H97ZM110 189L113 191V192H115L116 193V191L117 192H122V193H124V194H112V191H111V193H110ZM40 190H41V192H40ZM136 190V191H135ZM4 191V192H3ZM43 191V192H42ZM44 191H45V193H44ZM83 191H86V188L84 189L83 188ZM97 191V192H96ZM109 192V193H107V192ZM125 191V192H124ZM2 192V193H1ZM9 193H10V191H8ZM7 192V193H8ZM24 192V193H23ZM23 195L25 196L28 192L27 191H24L23 190ZM25 192H26V194H25ZM65 192V191H64ZM103 192H104V194L105 195H103ZM212 192V191H211ZM47 193H48V196H47ZM53 193V192H52ZM86 193V192H85ZM213 193V192H212ZM46 194V195H45ZM50 194V195H49ZM65 195L67 196V197H65ZM193 195V193H191V196ZM141 196V197H140ZM187 196V195H186ZM190 196V194H188V197H191ZM48 197V198H47ZM181 197H183V199L181 198V200L183 201V204L185 205V203H186V201L184 202V200L185 199H187V198H185V196H181ZM23 198V197H22ZM25 198V197H24ZM34 198V197H33ZM62 198V199H61ZM63 198H65V199H71V200H69V201H71V202H69L68 200H66V202H69L68 204L66 203V202H62V200H63ZM106 198L107 199H109V200H106ZM61 199V201H59ZM64 199V200H65ZM93 199L95 200V201H93ZM125 199H127V200H125ZM134 199V200H133ZM191 200H187V203L188 204H186L185 206L187 207V208H185V206L182 204V208L184 209H187L186 211H184L185 213V215H187V216H189V217H191V218H193V219H195L196 221H198L199 223H202L203 225H205L206 227H208L209 226V223L212 221V219H213V217H215V218H217V215L216 214H213L212 215V213L211 214H209V212H199V210H203V209H205L204 208V206H205V204H201V205H199V204H197L198 203V200H196L197 198H194V197H192V198H190ZM204 200H209V202H208V204H210L211 206H213V205H215L216 203H219V201H218V199L217 198H203ZM58 200V201H57ZM63 200V201H64ZM80 200H83V201H86V202H82V201H80ZM92 200V201H91ZM206 200V201H207ZM30 200H29V202H31ZM38 201V202H37ZM54 201H57V202H59V203H57V202H54ZM73 201H75V202H79V203H74ZM91 201V202H90ZM99 201H100V203H101V205H98L99 204ZM104 201H109V202H104ZM124 201V202H123ZM146 201V202H145ZM148 201V202H147ZM180 201V200H179ZM189 201V202H188ZM214 201V202H213ZM31 202V203H32ZM98 204H97V203ZM104 202V203H103ZM28 203V202H27ZM50 203V202H49ZM66 203V205H64ZM127 203V204H126ZM180 203H182L181 201H180ZM58 204V205H57ZM86 204L88 205V206H86ZM89 204H92V205H89ZM96 204L98 205V206H96ZM126 204V205H125ZM142 204V203H141ZM178 204H179V202H178ZM177 204V205H178ZM74 206V208L76 207L77 209L79 208V211L77 210L76 211V208H75V210H73L74 208H72V207H70V206ZM77 205V206H76ZM78 205H82L83 206V208L82 207H78ZM180 205V204H179ZM198 205V206H197ZM204 205V206H203ZM9 206V205H8ZM11 206V205H10ZM61 206H63L64 208H62ZM66 206V207H65ZM85 206V207H84ZM90 206V207H89ZM92 206H94V207H92ZM96 206V207H95ZM128 206H130V207H128ZM47 208L45 209V210H48V208L49 209H51V206H46ZM87 207H89V208H87ZM132 207H134V208H136V209H134V208H132ZM150 207H153L154 208V205H150ZM181 207V206H180ZM206 207V206H205ZM8 209H6V210H3V211H0V220H2L1 218H4L5 217V219L4 220H6V221H1V225H0V228H4V229H2L3 230V232H1V230H0V232H1V236H0V243H1V245H0V258L2 257L3 258V260H1L0 259V264H1V262L2 261H4V259L5 260H8L7 259V256H9L8 254H10V256L11 257H13V256H15L14 254H15V252H18V248H15V247H17V245H15L14 246V244L16 243V241H17V238L15 237H13V232L14 231H12L11 229H13L12 228V226L14 227V229L17 227H15V223L17 222V219L20 217L19 215L17 216V215H15V217H13L14 219H12V216H11V218L10 217H8L7 218V216H5V213H6V215H8L9 214V212L10 211H12V207H7ZM63 210H62V209ZM67 208V209H66ZM71 208V209H70ZM82 210H81V209ZM0 209H1V207H0ZM11 209V210H10ZM44 209H41V213H42V211L43 212H45L44 211ZM59 209V210H58ZM85 209H87L86 211H84ZM92 209V210H91ZM93 209H95V210H93ZM132 209V211L133 210H136V211H138V212H136V211H130ZM184 209V210H185ZM68 212H67V211ZM89 210H91V212H89ZM8 211V212H7ZM93 211V212H92ZM106 211V212H105ZM39 212V213H40ZM61 212V213H60ZM78 212V213H77ZM82 212V213H81ZM134 212H136V213H134ZM4 213V214H3ZM80 213V214H79ZM139 213H141V215L139 214ZM3 214V215H2ZM47 214V215H48ZM90 214V215H89ZM248 214L250 215V219H251V224L250 223H248ZM57 215V216H56ZM83 215V216H82ZM98 215H100L99 217H103V216H105V218L103 219L102 218V221H101V218H99V217H97V220L95 219V216H98ZM136 215V216H135ZM139 215H140V220L139 219H136L137 217L139 218ZM215 215V216H214ZM218 215V216H219ZM62 216H64V217H62ZM107 216V217H106ZM73 217V218H72ZM226 217V218H225ZM20 218H22V217H20ZM32 218H34V216H32ZM32 218H28V221H25V224H23V225H29V224H31V223H33V222H35V223H37V224H39L41 221H38V220H40V219H37V222L36 221H34V220H36V218H34V219H32ZM53 218V217H52ZM214 218V220H217V219H215ZM8 219L10 220V223H11V221H13L14 220V222L10 225L11 226V228L8 226V225H6L7 223H9V221H8ZM98 219H100V220H98ZM109 219V220H108ZM112 219H115L114 221H116V219H117V221L114 223V222H112L113 220ZM119 219V220H118ZM239 220V221H241V223H243V224H245V226H246V228H245V232H237V229H232V223L234 222V220ZM30 220V221H29ZM63 220V221H64ZM96 220V221H95ZM104 220V221H103ZM121 220V221H120ZM8 221V222H7ZM31 221H33V222H31ZM48 220H46V221H44V222H42V223H40L39 224V226H37V224L35 225V223H34V225L33 224H31V225H29V226H31L32 228H33V231L35 230H39L38 229V227L40 228V229H43V228H41L44 224H45V222H47ZM70 221V222H69ZM97 221H98V223H97ZM99 221H101V223L99 222ZM106 221V224L105 225H102V226H105V227H102L103 229L104 228H106V229H104V230H106L107 231V229H108V227H106L109 223L108 222H112V223H114V224H118L117 226L119 227V223H120V229H118V227L116 226V228H113V227H115V226H112L111 225V230L112 229H114L115 231L118 229L119 230V232L117 233V235L115 234H112L113 232L112 231H114V230H112V231H110V230H108L107 231V234H105L106 233V231H105V233H102L103 231L101 230L102 228L101 227H97V226H99V224H103V222H105ZM119 221V222H118ZM3 222L5 223L4 225H3ZM26 222H28V223H26ZM39 222V223H38ZM65 222V221H64ZM63 222V223H64ZM91 224V225H89V223ZM118 222V223H117ZM24 223V222H23ZM62 223V220H61V222H60V224ZM63 223L61 224L63 227L66 225L65 223H64V225H63ZM20 224V223H19ZM98 224V225H97ZM111 224V223H110ZM109 224V225H110ZM113 224V225H114ZM121 224H123V226L121 225ZM3 225V226H2ZM6 225V226H5ZM86 225V224H85ZM85 225H83L85 228L87 227V226H85ZM97 225V226H96ZM149 225L151 226V227H149ZM2 226V227H1ZM9 227L10 228V230L12 231V233H11V231L9 232V231H7V233L4 231V230H6V227ZM35 226V227H34ZM37 226V227H36ZM61 226V227H62ZM91 226H94V227H97V228H100V230H98V229H96V231H92V229H93V227H91ZM215 226V225H214ZM7 227V228H8ZM62 227V228H63ZM122 227H124V228H122ZM9 228L7 229V230H9ZM27 228H29V227H27ZM32 228H31V230L30 229H26L25 230V232H23L24 234L23 235H25L26 234V232L30 235V234H32L33 233V231H32ZM122 228V229H121ZM225 228V229H224ZM261 228H262V230H261ZM13 229V230H14ZM73 229H74V227H73ZM109 229H110V227H109ZM15 230H17V228L15 229ZM260 230H261V233H260ZM28 231H30V232H28ZM34 231V232H35ZM41 231H44V229L43 230H41ZM100 231H102V232H100ZM219 231V230H218ZM11 233L12 235H8L9 233ZM37 232V231H36ZM95 232H97V233H95ZM100 232V233H99ZM112 232V233H111ZM149 232V233H148ZM2 233H6L5 235H7L6 237H3L4 235L2 234ZM224 233V232H223ZM34 234V233H33ZM86 234V235H85ZM125 234H126V236H125ZM3 235V236H2ZM104 237H103V236ZM110 237H109V236ZM115 237H114V236ZM86 236V237H85ZM213 236H214V240L217 238V236H216V234L214 235L213 234ZM8 238V240L7 239H3V238ZM9 237H13V239H10L11 241H12V245L10 244V245H7L8 247H10L11 246V251L12 252H10L9 253V248L7 247V249H9V250H7V251H5L6 249V244L8 243H10L11 241H9ZM25 237H29V239H30V237H31V235L30 236H27V234H26V236ZM49 238L50 237H52L51 235H49L48 236ZM111 237H113V238H111ZM119 237V238H118ZM126 237V238H125ZM218 237H219V235H218ZM240 237V238H239ZM243 237V238H242ZM26 238V239H27ZM82 238H84V239H82ZM223 238H224V236H223ZM15 239H16V241H15ZM26 239H23L22 241H26L25 243H23L21 246H23V247H25L26 245H28L27 244V241L29 240H26ZM78 238H73V239H71V238H67V240H62V242L60 241V244H58V242H57V246H54L53 245V248L54 249H51V251L47 254V256L46 257H44V262H45V264L47 263V264H49L50 262H52V260H53V258L52 257H54V258H56V259H54L55 261H56V264H61L60 263V260H61V258L63 257V255H62V253H64V251L66 252L67 250H65V249H63V248H65L66 246H71V244H73L74 242H75V240L76 241H79V240H77ZM139 241H138V240ZM231 239V240H230ZM1 240H3V242L1 241ZM140 240H143L144 242H140ZM237 240V241H236ZM4 241H5V243H4ZM6 241H8V242H6ZM21 241V242H22ZM59 241V240H58ZM74 241V242H73ZM89 241V242H88ZM120 241V242H119ZM148 241V240H147ZM167 241V240H166ZM166 241H164L165 243L164 244H167L168 243V241L166 242ZM235 241V242H234ZM65 242V243H64ZM71 242V243H70ZM91 242V243H90ZM93 242L95 243V244H93ZM134 242V243H135ZM62 243H64V244H62ZM81 243V244H82ZM124 243V244H125ZM154 243V244H155ZM156 243V244H157ZM225 243H228V244H225ZM249 243H251V242H249ZM257 241H255V242H253V244L256 246L257 244ZM3 244H5L4 245V250H1V247L3 248ZM26 244V245H25ZM91 244H93V245H91ZM66 245V246H65ZM89 245V246H88ZM140 245H141V247H140ZM149 245L150 244H147V246H146V250L147 251H149ZM153 245V244H152ZM14 248H13V247ZM21 246H20V250H21ZM63 246H65V247H63ZM62 247V248H61ZM68 247H66V249L68 248ZM90 247V248H89ZM91 247H93L92 249H91ZM98 247V249H96ZM149 249H148V248ZM59 248H60V250H59ZM72 248L74 249H71L70 247H69V249L70 250H73V251H75V252H72V251H70L69 249H68V251H70V253L72 254V255H77L76 257H79V258H81L80 257V254L83 252V253H88V251L86 250V251H84L83 249H85V248H82V245H81V248H80V246H78V245H73L72 246ZM81 249L82 251H80L79 249ZM183 247H176V248H174L173 249V251L171 252V253H167V254H160L161 252H162V250L161 251H157L156 253H155V249H153V248H151V249H153L154 251H153V253L154 254H152L153 255V257H151L149 254V256L147 255L146 257H149V258H147V260H146V258H145V260L143 261V264H149V263H151V264H153L152 263V261H157V262H160V263H158V264H197V261L195 260V258H193L192 257V259H190V254H189V252L190 251H187V253H185L184 252V250L182 249ZM185 248V247H184ZM189 247H187V249H188ZM17 249V250H16ZM150 249V250H151ZM19 250V251H20ZM64 250V251H63ZM1 251H5L6 253H8L7 254V256H6V253H5V255H1ZM13 251H14V254H13ZM60 251V252H59ZM68 251H67V253H68ZM77 251H80V252H77ZM245 251H246V248H245ZM58 252H59V257L57 256L58 255ZM77 252V253H76ZM100 252V253H99ZM134 252V253H135ZM69 253V254H70ZM82 253V254H83ZM85 253V254H86ZM93 253H94V255H93ZM99 253V254H98ZM183 253V254H182ZM98 254V255H97ZM159 254L161 255V257L159 256ZM182 254V255H181ZM56 255V256H55ZM74 255V256H75ZM79 255V256H78ZM155 255V256H154ZM181 255V256H180ZM184 255V256H183ZM50 256V257H49ZM62 256V257H61ZM84 256V255H83ZM94 256V257H93ZM179 256V257H178ZM189 258H188V257ZM71 257V256H70ZM160 257V258H159ZM165 257V258H164ZM251 257V256H250ZM9 258V257H8ZM13 258H15V257H13ZM13 258H12V260H13ZM52 258V259H51ZM78 258V259H79ZM92 258V259H91ZM159 258V259H158ZM47 259V260H46ZM162 259H164V260H162ZM168 259V260H167ZM46 260V261H45ZM51 260V261H50ZM8 261H11V258H9V260ZM75 260H73V262H72V264H75V262H74ZM165 261H167V262H165ZM119 262V264L121 263L120 261H118ZM118 262H116V264H118ZM157 262H156V264H157ZM165 262V263H164ZM3 263V262H2ZM55 264V262H52V263H50V264ZM199 263V262H198ZM4 264V263H3ZM155 264V263H154Z\"/></svg>",
    "mask_w": 264,
    "mask_h": 264
},
{
    "label": "clouds",
    "instance_id": "clouds-1",
    "mask_svg": "<svg viewBox=\"0 0 264 264\" xmlns=\"http://www.w3.org/2000/svg\"><path fill=\"white\" fill-rule=\"evenodd\" d=\"M37 3L43 11L63 13L76 8L79 0H37ZM116 169L112 171L114 172ZM124 169H126V174L122 173L115 178L116 186L131 188L141 186L154 177L164 175L166 161L163 158L140 153L135 158L128 160ZM15 253V258L11 261L5 260L4 264H45L41 251L31 245L25 246Z\"/></svg>",
    "mask_w": 264,
    "mask_h": 264
},
{
    "label": "built area",
    "instance_id": "built-area-1",
    "mask_svg": "<svg viewBox=\"0 0 264 264\" xmlns=\"http://www.w3.org/2000/svg\"><path fill=\"white\" fill-rule=\"evenodd\" d=\"M256 244V246L254 244L246 246V251L257 264H264V238Z\"/></svg>",
    "mask_w": 264,
    "mask_h": 264
},
{
    "label": "crops",
    "instance_id": "crops-1",
    "mask_svg": "<svg viewBox=\"0 0 264 264\" xmlns=\"http://www.w3.org/2000/svg\"><path fill=\"white\" fill-rule=\"evenodd\" d=\"M245 35V34H244ZM244 35L243 36H241V37H237V38H244ZM250 35V34H249ZM251 36V35H250ZM243 42H245V41H243ZM254 42H256V41H254ZM237 43V42H236ZM237 47V46H236ZM236 47H234V48H236ZM261 190H262V192H263V195L261 196V198H257V201L259 202V203H262V202H264V181L262 182V184H261Z\"/></svg>",
    "mask_w": 264,
    "mask_h": 264
}]
</instances>
